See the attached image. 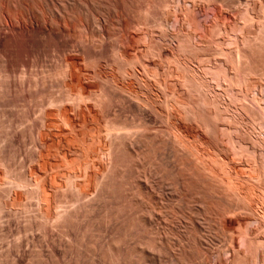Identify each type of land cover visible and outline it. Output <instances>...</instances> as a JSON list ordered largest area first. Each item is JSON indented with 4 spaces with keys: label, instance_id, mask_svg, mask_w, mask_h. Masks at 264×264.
I'll return each mask as SVG.
<instances>
[{
    "label": "rangeland",
    "instance_id": "obj_1",
    "mask_svg": "<svg viewBox=\"0 0 264 264\" xmlns=\"http://www.w3.org/2000/svg\"><path fill=\"white\" fill-rule=\"evenodd\" d=\"M107 3H108V5H107ZM123 3H124V6L126 5L125 7L123 6ZM234 3H236V4H234ZM111 4L112 5H110V2H108V1H106V3H104L105 8H106V6L107 7L109 6L108 9L104 8L105 15L107 14V16H104V17L108 18V19L104 18L105 23H106V24L104 23L106 26V28H105L106 33L105 34H107V33L108 34L106 35L107 38L105 39V41L107 40V42L104 41V44H105L104 45V57L101 61L102 62L101 63L102 74L100 75L101 77H99L101 79H99L98 77H95L96 75H94V73H93L94 71H92V69H94V68L91 69L90 65H92V64H88L89 63L88 60H86L85 62L82 60L80 62V65H82L83 68L86 66L85 64L88 65V67L86 66L88 69L90 68V71H88L89 76H90V77H88V79H89L88 83L91 84V85L90 84L89 85L92 88L90 87V93L91 94L89 95V98L91 99V95H92V99L94 100V103L91 102L92 105L90 106L89 102L93 101V100L89 99V101H88L89 104L87 103L89 109L87 111L83 110L82 112H84V113H81V111L75 110L77 113L75 112L73 117H72V115L74 113L73 111H71L68 114V117L67 116L64 117V115H62V114L60 115V113L59 114L52 113V114H48V115L46 114V117H45L44 116L45 113L43 114V112H45V111L42 112V111L38 110V108L41 109L40 108V105H41L40 102H42V101L38 102L39 100L34 99L35 100L34 101L33 99H31L30 95H33L31 93L35 92L34 88H33L34 90L32 89L31 93L29 92L30 93V94H28L29 97L26 94L25 99H23V98L21 99V96H19L17 98V95L14 96L15 94H12L11 96L5 95V93L3 92L4 90H2L3 87L1 85L3 79L0 76V80H1L0 81L1 82L0 83V98L6 96L5 98L0 99L1 100L0 101V112H1L0 116L2 117V118L0 117V126H1L0 127V130H1L0 131V136H1L0 143L2 141V143H1L2 145L0 144V155H4V156L6 155V156L4 158H3V156L2 157L0 156V157L3 159V160L1 159V161H4V159L7 157L6 161L9 162V163H2V164L0 162V166L3 164L5 165L4 167L3 166L0 167L1 168L0 169V197L2 196L1 199L5 200L4 202H6L8 204V207H7L8 209L7 210L5 209L6 211L5 210L2 211L3 215L0 212V217H1L0 218V264H188V263L189 264H235L236 262H237L236 264H242V263H240V261L243 262L244 259H246V261L243 262L244 264H263L264 263V253H263L264 252V237H263L264 235L262 233H264V229H263L264 228V224H263L264 219H262V218H264V208H263L264 207V204H263L264 198H262V197H264L263 196L264 195L263 194L264 193V183L259 184V182L262 183V180H260V179L264 178V172H263L264 171V166H263L264 158H262L264 156V149H263L264 146H261L262 141L264 142V139H263V137H264V123H262L264 121V117H263V115H264V111H263L264 110V103H263L264 102L263 101L264 100V96H263L264 95V85H262V83H264V76L261 75L264 72V68H263L264 67V36H263L264 35V0H186V1L180 0V2H179V0H161V1L160 0H115V2L113 1V2H111ZM119 4L121 5V8L119 7L120 6ZM164 4H166V5L164 6ZM104 5H103V7H104ZM114 5H116V7ZM129 5H130V8L129 7L127 8V6H129ZM147 5H149V6H147ZM176 6H177V8H176ZM193 7H194V10H193ZM112 10H114L113 12H115V13L118 12V13L115 14L112 12ZM119 10H120V12H119ZM128 10H130V11H128ZM165 10H166V12H165ZM174 10H175V12H174ZM122 11H123V13H122ZM126 11H127V13H126ZM140 12H142V16L139 17V14L141 15ZM166 13H167V15H166ZM175 13H177V14H175ZM194 13H196V14H194ZM117 14H119L118 15L119 17L115 16ZM197 14H198V16H197ZM136 15H138V16H136ZM175 16H177V18ZM115 17H116V20H114ZM140 18H142V19H140ZM106 19H107V21H106ZM118 19L120 22L118 21ZM143 20L147 23V25ZM117 21H118V23H117ZM125 21H127V22L125 23ZM140 21L141 22L143 21L142 22L143 24ZM129 22L131 25L129 24ZM137 22H139V23H137ZM126 24H127L128 28H125ZM163 25H165V26H163ZM161 26L164 29L161 28ZM172 26L173 27L175 26V27L173 28ZM145 27H147V28H145ZM134 28H136L137 30ZM91 29H92V31H94L95 26L91 27ZM123 29H127V31L123 30ZM134 30H136V31H134ZM136 32H138V33H136ZM165 32L167 35L165 34ZM121 33L122 34L124 33L126 35L129 34L128 37H125V39H126L124 42L125 44L123 43L124 45H122V46L126 45V48L123 47L125 52L122 54H124L125 56L124 55H122V56H124V57H122L119 53L117 54V52L113 53L114 45H116V44L118 45V43L122 44L121 43L122 41L118 42V40H120V38H121L120 37L121 35L119 36L118 34H121ZM110 36L112 37L113 40L111 39ZM138 36H140V37H138ZM143 36H145V37L143 38ZM78 37H79V33L75 32L74 38H75V41L78 42L77 43L79 46L78 48H80L81 43H80ZM116 38L117 39L119 38V39L117 40ZM114 39H116L117 41ZM109 40H111V42H109ZM146 40H147V42H146ZM149 41H151V42H149ZM110 43H111V45H109ZM135 43H137V44H135ZM138 45L140 47H138ZM143 45H145L146 47H144ZM88 46H89V48H88L89 51L92 50L93 52L94 51L97 52L94 49V47H92L90 45H88ZM112 47H113V49H112ZM191 47H193V48H191ZM160 48H162V49H160ZM179 49H181L183 52L180 51ZM52 50L53 49H51V51H50L48 48L46 50H41L40 53L35 51L36 56H34L35 54L33 51H29L31 53L30 54L29 52L26 53L23 51V49H21L18 51L19 53L21 51V54L18 53V55L20 56V58H22V59L24 58V59L23 60L20 58L16 59L18 57L17 56L15 58L16 61H15V59H13V61H15L16 63L15 62L13 63V61L11 62V63H13V65L15 64L17 66V68H15L16 67L15 65H14L15 67H13V65L11 63H10V68L12 67L13 70L17 69V71L15 70L14 73L17 72V73H15V75L16 74L18 75V78H17L18 80L24 76L23 75L21 77V75L23 74V73H21V70H24L26 66H27L26 67L27 71H25L26 74L28 71L31 74H32V71H35V74L37 73L39 76H41L40 74H41V72H43V71H39L41 69L46 70V71L44 70V75H47L48 73L55 72L58 68H60L59 65L61 64L62 56L59 54H56V55L53 54ZM78 50H80V49H78ZM128 50H129V52H128ZM44 51H50V52H48L49 55L47 52H46L47 54H45ZM80 51L82 52V50H80ZM80 51H79V53H81ZM190 51H191V53H190ZM196 51H197V55L195 53ZM23 52L25 54H23ZM42 52H44V53H42ZM93 52H90L89 56L94 57V59H95L97 55L93 56V54L94 55L96 54L95 52L94 53ZM37 53H38V55H37ZM41 53H42V56H46V55L50 56V53H52L53 56L59 55V56H61V58H59V56H58L59 59L55 56L54 57L51 56V59L48 60V57H42L43 60H44V58H46V60L43 61V63L46 62V65L42 64L43 65L42 66L41 64H39L38 66H40V69L38 67L39 70L37 69L38 70L37 71L35 64L33 65L32 63L36 60L37 56L41 55ZM128 53H130V54H128ZM149 53H151V55H150L151 57H148ZM180 53H181V55H180ZM81 54H83V53H81ZM147 54H148V56L146 57ZM152 54L154 55L155 59H154ZM155 55H157V57ZM33 56H34L35 60H34ZM83 56H80V57L83 58ZM118 56L120 57L119 59L117 58ZM26 58H28L27 62L24 61V60H26ZM84 58H85V56H84ZM113 58H115L116 60L118 59V62H120V63H121L122 58L125 59L122 61V64H123L122 67L123 68L121 67L120 63H116V64H119V66H117V65L115 66V59H113ZM126 58L129 59V61H127ZM149 58H151V59H149ZM91 59H93V58H91ZM104 59H106V60H104ZM142 59H144L143 62H142ZM17 60H19L18 62H20L19 63L20 66H19ZM29 60H30V62H28ZM107 60H109L110 63L109 62L107 63ZM130 60L132 63L134 62L133 65H130L131 64ZM132 60H135V61H132ZM125 61L129 62L130 64L129 63L127 64V62H125ZM139 61L142 63H140ZM123 62H125L126 64ZM184 62H186V63H184ZM22 63H24V64H22ZM25 63H26V65H25ZM180 63L182 65H180ZM200 63L202 64V66ZM109 64L111 65V67ZM21 65H22V67H21ZM24 65H25V67L23 68ZM32 66H34L33 69H32ZM92 67H93V65H92ZM119 67H121V68H119ZM131 67L132 68L134 67L133 68L134 70ZM55 68H57V69H55ZM87 68H86V70H88ZM129 68H130V70H129ZM146 68H148V69H146ZM136 69H138V71ZM186 69H187V71H186ZM205 69L207 71H205ZM182 70L184 73L182 72ZM208 70H210V72ZM146 71H149V72H146ZM191 71H193V72H191ZM132 72H134V73H132ZM136 72H137V75L135 74ZM19 73H20V75H19ZM117 73L120 76L117 75ZM123 73L126 75V76L124 75L126 78L123 76ZM140 73L142 76L140 75ZM215 73H217L219 75L215 76ZM33 74H34V72H33ZM145 74L146 75L148 74L147 75L148 78H147V76L145 77ZM132 75L136 76V78L139 77L142 81L139 78L136 79ZM192 75H193L194 79H193ZM19 76H20V78H19ZM130 76H132L131 79H130ZM188 76L190 77V80H192V81L188 80V78H189ZM199 76H201V77H199ZM221 76H223V77L226 76L225 78L227 79L228 82L225 80V78H223ZM261 76H263L262 79H261ZM26 77H28V74ZM105 77L107 78V80H105L106 79ZM122 77H124V78H122ZM152 77H153V79H152ZM159 77H160V79H158ZM97 78H98V80H97ZM154 78H156V80ZM124 79H126L127 82L128 81L129 82L127 83L126 80L124 81ZM201 79H203L202 82L200 81ZM237 79L239 82L237 81ZM110 80H112V81H110ZM113 80H115V82ZM137 80L138 81L140 80L139 81L140 83L142 82L141 85H143V84L145 85V86L143 85L144 89H146V87H147V89H146L147 91L143 90L142 87H140L141 89L139 88L140 83L138 84ZM151 80H152V82H151ZM172 80H173V82H172ZM183 80H186V81L184 82ZM196 80L200 81V84H199V82L197 83ZM217 80H218V82L216 83ZM91 81H93L94 83ZM149 81L151 82V84ZM164 81H166V82H164ZM136 82H137V84H136ZM229 82L234 87H232V85L229 84ZM125 83H127V84H125ZM202 83L204 84L203 86L205 89H203ZM205 83H207L206 85L208 87L205 85ZM225 83H226V85H224ZM227 83L231 88L227 85ZM237 83L239 85L241 84V86H239ZM243 83H245V85H243ZM114 84H115V86H114ZM174 84H175V86H173ZM181 84H183V86H181ZM246 84H247V86H246ZM252 84H254V85H252ZM103 85L106 88H109L108 89L109 92L106 88H104ZM187 86L189 87V89H191V91L188 89ZM193 86L196 87L197 90H196V88H193ZM248 86H249V89L245 90L248 88ZM255 86H257V87L255 88ZM115 87H117V88H115ZM120 87H121L123 92H124V90H126L124 92V95L122 94L123 92L121 93ZM183 87L184 88L186 87V88L184 89ZM199 87H201V89H203V90H201ZM53 88L49 89V91H53V92H50V94L55 93V97H56L57 96L56 93L57 94L59 93V91L57 90L58 87H57V85L56 86L54 85ZM250 89H251V91H250ZM111 90H113V91L111 92ZM169 90H171L172 92ZM198 90L201 92H199ZM223 90H225V91H223ZM226 90H228L227 94L224 93V92H226ZM27 91H30V89ZM46 91H48V89ZM46 91L44 92V94L45 93L47 94ZM49 91H48V93H49ZM188 91H189V93H188ZM105 92H107V94H105ZM118 92L121 93V95H123V97L121 95H119ZM170 92L172 93V95ZM1 93H2V95H1ZM101 93H104V94H101ZM198 93H200L202 96ZM205 93H206V95H205ZM234 93H237V95ZM238 93L241 95L239 96ZM246 93H248V94H246ZM95 94H97L98 96ZM125 94H127L129 96H131V94H132V96L134 98H132V96H131V97H129L130 98V100H129V98H127V96ZM166 94L168 95L167 97H166ZM188 94H191V96ZM192 94H194L193 95L194 97L192 96ZM214 94H216V95H214ZM93 95H95V96H93ZM109 95H110V98H108ZM163 95H165V96H163ZM204 95H205V97H204ZM227 95H229L228 98H227ZM231 95H233V96L230 97ZM96 96H97V99H96ZM135 96H137V97H135ZM58 97L60 99L61 95L58 94ZM152 97H153V99H155L154 101H153ZM164 97L167 100L164 99ZM203 97H204V99H203ZM235 97H237L236 100H238V98L243 97L242 99H239V100L243 101V103L241 101H239V102L237 101L238 103L236 104V101L233 100V98H235ZM253 97H254V99H253ZM34 98H39V97H34ZM45 98H46V96H45ZM106 98H107V101L105 100ZM123 98H125V99H123ZM174 98L176 101L174 100ZM200 98L203 102L200 100ZM217 98H219V99H217ZM249 98L252 99L253 101L249 100ZM3 99H5V100H3ZM40 99L41 100L43 99V104L46 103V100L44 98H40ZM100 99H103L104 102ZM210 99L213 101H211ZM215 99L218 102H216ZM229 99L232 100L233 103L235 102L234 103L235 105L232 102H229ZM246 99L248 100L249 105L247 103H245L247 101ZM25 100H27L26 102H28V103H25ZM95 100L98 102V103L96 102V106H94ZM98 100L101 101V103H99ZM113 100L115 101V103L113 102ZM170 100H171V102H170ZM36 101H37V103H35ZM102 102L104 104H102ZM121 102H124V104H122ZM141 102L144 104H142ZM146 102H147V104H146ZM156 102L158 104L160 103V105H156L157 104ZM175 102L177 104H174ZM105 103H107V104H105ZM166 103H167V105H165ZM193 103L195 104V106ZM214 103L217 104L218 107ZM224 103H226V104H224ZM35 104H36V106H35ZM100 104L102 106H100ZM108 104H109V106H108ZM110 104L113 107H111ZM127 104L129 106H127ZM242 104L244 105L243 107H242ZM250 104L251 105L256 104V105L251 106ZM257 104H259V105H257ZM104 105L105 106L107 105V107H109V110ZM134 105H135V107H134ZM146 105H148V106H146ZM161 105L164 106L166 108V110L164 107L161 108ZM168 105L172 108H169ZM68 106L72 107L73 104L71 103L69 105V103H68ZM99 106L103 110H101V108ZM103 106H104L105 110H104ZM141 106H143V107H141ZM179 106H182V107L179 108ZM188 106L192 109L193 112H191V110ZM191 106H194V107H191ZM208 106H211V108H209ZM240 106H241V108H240ZM249 106H251L250 107L251 109H249ZM14 107H16L18 109L14 108ZM118 107H119V109H118ZM200 107L201 108L206 107V108L205 109L202 108V110H201ZM228 107H229V109H228ZM235 107H237V109ZM238 107L240 108V110ZM244 107L246 108L247 111L248 110L249 111L248 112L246 111V113H245ZM22 108L23 109L25 108L26 110H23ZM32 108H34V109H32ZM214 108H216L217 111L214 110ZM224 108H225V110H224ZM131 109H132V111H131ZM145 109H146V111H145ZM154 109L158 113H156L154 111ZM170 109L172 111H170ZM241 109L244 111H242ZM253 109H255V110H253ZM21 110H22V112H20ZM27 110L29 111V113ZM106 110H108V111H106ZM127 110H128V112H127ZM129 110L131 111V113ZM174 110H175V112H174ZM203 110H205V111L203 112ZM220 110L222 111V114L224 116L222 114H220V112H221ZM252 110H253V113H252ZM114 111H116V112L114 113ZM184 111H186V112H184ZM39 112H41L42 114L41 113L39 114ZM250 112H251V114H249ZM154 113L156 115L158 114V116H155ZM159 113H160V115H159ZM169 113H171V114H169ZM202 113H204V114H202ZM224 113H226V115ZM3 114H4V116H3ZM114 114H115V116H114ZM214 114H215V116H213ZM228 114H229V116H228ZM51 115L53 116V118ZM22 116L26 119L21 118ZM77 116H79V117H77ZM161 116H163V117H161ZM216 116L218 118L221 116L219 118V119L222 118L220 120V123H219L218 118H216ZM259 116H260V118H259ZM14 117L15 118L17 117L15 122L13 120V119H15ZM43 117L48 118L47 120L44 119V122L47 121V123H45L46 126L42 124L43 119H41V118H43ZM170 117H171V119H170ZM207 117H209V119ZM4 118L7 121H5ZM34 118H36V119L34 120ZM108 118L110 120L111 119L112 120L110 121V120H108ZM185 118L187 119V121H185L186 120ZM27 119L28 120L30 119L31 122H30V120L28 121ZM57 119H59L58 122H57ZM256 119H257V122H256ZM10 120L12 121V124L9 122ZM199 120L200 121L203 120L204 122L202 121V123H204V124L199 122ZM212 120H213L214 127H213V125H211ZM252 120H254V121H252ZM260 120L262 121L261 123H260ZM48 121H50V122H48ZM115 121H116V123H115ZM119 121H121V122H119ZM123 121H125V122H123ZM140 121H141V123H140ZM110 122H112V123H110ZM255 122H256V124H255ZM106 123H108L109 125ZM206 123H207V125H206ZM258 123H260V125ZM5 124H6V126H5ZM63 124H64V126H63ZM105 124L108 126V128L105 127L106 126ZM116 124H118V125H116ZM141 124H142V126H141ZM143 124H145V125H143ZM252 125L255 127H253ZM31 126H32V128H31ZM35 126H36V128H35ZM42 126H44V128H46V129L42 128ZM118 126H120V128L122 126L121 130L116 129V128H119ZM216 126H217V128H216ZM85 127H86V129H85ZM130 127H132V128H130ZM251 127H252V129H251ZM9 128H11V129H9ZM66 128H68V129H66ZM220 128H222V129H220ZM257 128H258V130L255 131V129H257ZM3 129L5 131H3ZM123 129H125L126 131L125 130L123 131ZM128 129H130V130H128ZM32 130L34 132H32ZM119 130L121 133L123 132L122 134H124V132H125V135H122V134L118 135L120 133V132L118 133ZM212 130H213V133H212ZM222 130H224L223 132L225 134L222 133ZM236 130H237V132H236ZM251 130H253V131H251ZM106 131L107 132L109 131V132L106 133ZM181 131H183V133ZM230 131H233V133L230 134ZM246 131L248 132L249 136H248ZM257 131L261 133V136H259L260 133H258ZM126 132H131V135H130V133H128L129 135L126 137V135H127ZM256 132L259 135H257ZM7 133L9 135V136L7 135L8 137L5 135ZM32 133H34V135ZM116 133H118V134H116ZM226 133H228V134H226ZM41 134H42V136H41ZM145 134H147V135H145ZM179 134H180V137H179ZM213 134H215V136ZM39 135H40V137H39ZM105 135H107V137ZM182 135H184V136H182ZM221 135H223L224 137ZM228 135H229V137H228ZM254 135H257V136L254 137ZM3 136L5 138H2ZM32 136L34 139L32 138ZM131 136H132V138H131ZM22 137H23V139H22ZM119 137H120V140H119ZM128 137H130V138H128ZM225 137L229 138V139H231L233 137L235 139L232 138L233 140L231 139L229 141V139L226 140ZM140 138H142V140H140ZM181 138H183V139H181ZM251 138H253V139H251ZM3 139H4V141H3ZM39 139H40V141H39ZM123 139L128 144L124 143L122 141ZM130 139H132V140H130ZM171 139H172V141H171ZM177 139L182 144L178 145L176 142ZM217 139H218V141H217ZM107 140H109V142ZM128 140H130V141H128ZM143 140H144V142H143ZM145 140H146V142H145ZM190 140L193 143L190 142ZM219 140H220V142H219ZM255 140H256V143H255ZM5 141H7V142H5ZM8 141L10 144L8 143ZM100 141H101V143H99ZM182 141H184V143ZM227 141H228V143H227ZM253 141H254V143H253ZM257 141L260 144H258ZM119 142H121V143H119ZM129 142H130V144H129ZM185 142L188 144L186 145ZM37 143L40 145H38ZM7 144H9V145H7ZM111 144H112V146H111ZM126 144L128 147L126 146ZM131 144H132V146H131ZM220 144H222V145H220ZM253 144L254 145L258 144V145L253 146ZM42 145H45V146L43 147ZM188 145L190 146V148L188 147ZM233 145H236V146H233ZM262 145H264V143ZM237 146L238 147L241 146V147H239V148H241V151ZM244 146H245V148H244ZM4 147H5V149H4ZM103 147H105V148H103ZM108 147H109V150H108ZM176 147L178 150L176 149ZM181 147H183V148L181 149ZM184 147H186V148H184ZM230 147H233V150L235 151V153L233 152V150ZM102 148L104 149L103 150L104 152L102 151L103 153H101ZM206 148H207V150H206ZM242 148L244 149V151H242L243 150ZM257 148H260V149L257 150ZM236 149L237 150L239 149L238 153L236 152ZM245 149L248 153L245 151ZM2 150H4V151H2ZM12 150L14 151V153ZM60 150H62V151H60ZM81 150H82V152H80ZM133 150H135V151L133 152ZM176 150L178 151V153ZM254 150H255V152H253ZM92 151H93V153H92ZM186 151L191 152V153H188ZM195 151H197V153ZM34 152H36V153H34ZM67 152H68V154H67ZM89 152L91 154H89ZM106 152L108 153L107 156H106ZM2 153H5V154H2ZM64 153L67 154L66 157L63 156ZM111 153H112V155H111ZM136 153H139V156L141 158H139L137 156L138 154L136 155ZM185 153H187V154H185ZM249 153H252L253 155L249 154ZM31 154H33V156H31ZM35 154L36 155L38 154L39 156L38 155L35 156ZM97 154H99L100 157ZM216 154H218V155L216 156ZM236 154H239V155H237L238 158L236 157ZM260 154H261V156L262 155L263 156L261 157ZM187 155H188V157H187ZM190 155H192L191 158H190ZM76 156H78V157H76ZM199 156H200V158H199ZM207 156H208V159H207ZM239 156H241V157H239ZM246 156H248V157L246 158ZM34 157H35V159H34ZM36 157H37V160H36ZM204 157H206V158H204ZM9 158H11V160ZM186 158H188V159H186ZM202 158H204V159H202ZM45 159H46V161H47V159H49L50 162H52L53 167L50 165L47 166ZM135 159H136V162H135ZM195 159H198L199 161H197V160L195 161ZM211 159H212V161H210ZM35 160H36V162H35ZM63 160H65V161H63ZM236 160H237V162H236ZM90 161L93 162V164L90 163ZM228 161H229V163H228ZM181 162L182 163L184 162V163L181 164ZM188 162H191V163H188ZM248 162H250V163H248ZM55 163L58 164V166L57 165L54 166ZM69 163H73V166L72 165L66 166ZM87 163L88 164L90 163V164L87 165ZM134 163H135V165H134ZM185 163H187V164H185ZM199 163H201V164H199ZM214 163H215V165H214ZM224 163H225V165H224ZM260 163H262V164H260ZM11 164H12V166H11ZM218 164L219 165L221 164V165L219 166ZM8 165H10V167H12L11 168L12 170L10 168H8ZM191 165H193V166H191ZM202 165H205V166L207 165L206 166L207 168L205 166L203 167ZM255 165H256V167H254ZM226 166H227V168H226ZM66 167H68V168H66ZM87 167L89 169H92V170H89V172H88V170H86V169H88ZM182 167H184L183 168L184 170L182 169ZM212 167H214V168H212ZM221 167H222V170H220ZM38 168H39V170H41V173L39 176H41L43 174L41 176L43 178V180L41 181L40 180L41 177H39V176L38 177L33 176V181H32V177L30 178V175L32 176L31 172L34 171L33 169H38ZM185 168L186 169L189 168L188 172H186L187 170ZM204 168H206L208 171L212 170V171H209V172H212L211 175L209 172H205ZM71 169H72V171H71ZM202 169H204V170L202 171ZM224 169L225 170L227 169V171H225ZM241 169H243V171ZM246 169H248V170H246ZM98 170H99V172H98ZM181 170H183V172ZM189 170H191V171H189ZM198 170L201 171L200 174H199ZM217 170L221 171V174ZM223 170H224V172H223ZM9 171H13V172L12 173L10 172V175H9ZM26 171H28L27 172L28 176L25 173ZM29 171H31V172H29ZM83 171L84 172L86 171L87 173L85 172V174H84ZM214 171H215V173H214ZM54 172L58 173L59 175H57ZM61 172H62V174H61ZM79 172H81V174ZM180 172H181L182 176H181ZM204 172L206 173V175ZM19 173H21V174H19ZM52 173H54V174H52ZM55 174L57 177L56 180H54ZM11 175H13V176H11ZM199 175H201L202 178ZM217 175H218V177H217ZM227 175H229V176H227ZM231 175L233 176V178ZM25 176H26V179H25ZM62 176H63V178H62ZM75 176H76V178H75ZM204 176H205V178H204ZM215 176H216V178H215ZM16 177L18 179L20 177L21 178L24 177V178L23 179L20 178L18 180ZM34 177H35V180H34ZM36 177L38 178V180H36ZM78 177H80V178H78ZM28 178H30L32 182ZM68 178H69V180H67ZM203 178H204L205 182L200 181L201 179L203 180ZM210 178H212L213 180L211 179V181H210L209 180ZM217 178L220 179L219 180L220 182L217 181ZM14 179H16V180H14ZM44 179H46L48 181L49 189H48L47 193L45 194V196H42L41 190L39 191L40 194L38 193V190L40 189L38 186V183H39V180L41 182L46 181ZM86 179H88V181ZM97 179H99V180H97ZM21 180H22V182L23 181H25V182L22 183V182H20ZM26 180H28L29 183L26 182ZM206 180L208 181L207 182L208 185L214 186L215 189L211 186L208 187L206 185L207 184ZM222 180H224L226 184L223 183ZM228 180H230L232 183ZM249 180H250V182H249ZM34 181H36L37 185H35ZM37 181H38V183H37ZM52 181H53V183H52ZM246 181H248V182H246ZM87 182H88V184L86 185ZM96 182L99 184L97 185ZM228 182H229V185H228V188H226ZM19 183H22V184L20 185ZM66 183H67V185H66ZM81 183H82V186H81ZM83 183H85V184H83ZM183 183H185V184L183 185ZM217 183L222 184L221 186H224V188H226V190L222 187L224 189V191H223L221 189V187L218 186ZM235 183H237V184L235 185ZM76 184H77V186H76L77 188H75ZM95 184H96V186H95ZM109 184H111V186ZM239 184H240V186H239ZM16 185H18V186H16ZM198 185L200 186L199 188H197ZM14 186H16V187H14ZM66 186H67V188H66ZM112 186H114L115 189ZM191 186H193V187H191ZM216 186H217V188H216ZM249 186L251 187L250 189H248ZM252 186H254L253 187L254 189L252 188ZM108 187H111V189L110 188L108 189ZM188 187H189L190 191L188 190ZM64 188L67 190V192L64 191L65 190ZM78 188H80V190ZM104 188H107L106 190H108V191H106ZM202 188H203V190H202ZM195 189H196V191H195ZM210 189H213V190H210ZM219 189L221 190L220 192L218 191ZM257 189H259V190H257ZM186 190H188V191H186ZM193 190L195 191L196 194L193 193L194 192ZM216 190L219 193L216 194V192H217ZM234 190H237V191L235 192ZM252 190H254V192ZM36 191H37V194H35ZM200 191H201V194H200ZM211 191H214L216 196H215V194H212L213 192H211ZM240 191L242 194L240 193ZM251 191H252V195H251ZM261 191H263L262 192L263 195L261 194ZM9 192H10V196H8ZM57 192H59V193H57ZM223 192H225V193H223ZM233 192L235 193V195ZM247 192H249V193H247ZM65 193H67V194H65ZM79 193H80L81 197L79 196ZM81 193L83 195H81ZM111 193H114V194L116 193V195H114V194L111 195ZM230 193H231V195H230ZM33 194H35V195H33ZM210 194L212 195L213 198H211ZM226 194H227V196H226ZM237 194H240V195H238V197H237ZM256 194H258V195H256ZM37 195H41L42 200L45 199L44 197H46L45 201L44 200L42 201L43 205L40 202L41 200H39L40 196H37ZM62 196H65V198L68 200H65L64 197H63L64 198L63 199ZM74 196H76V197H74ZM194 196H198V197L196 199H194L195 198ZM217 196H219V197L217 198ZM240 196L241 197L245 196V198L242 197V198H244V199H242L244 201V203H243V201L240 200L241 199ZM246 196H248L249 199ZM3 197H4V199H3ZM7 197L9 198L8 199V202L10 201L9 203L7 202ZM239 197H240V199H239ZM230 198H231V200H230ZM237 198L240 200V202ZM257 198H258V200H257ZM1 199H0V201L2 202ZM233 199H235V200H233ZM69 200H72V201H69ZM209 200H211V201H209ZM216 200H219L222 205L225 204V206H228L229 209H230V205H231L230 211L231 212L233 211V212L226 214L228 212V209H226L227 207H225L227 212L223 213L224 210H221L222 214L226 215L225 218L222 215L220 217V215L218 213H213V212H216L217 210H220L221 206H222V205L221 206L218 205L220 208H216V206H215V205H217L216 202H218V204H219V201H216ZM245 200L246 201L248 200V202H246ZM64 201L65 202L67 201L68 203L69 202L70 203L67 204V202L64 203ZM14 202H16V203L14 204ZM17 202H18V205H17ZM227 202H228V204H227ZM241 202H242V205L244 204L242 207L246 208V206H248V208H246V210L249 209L248 212L244 208L243 209L241 208V211L238 210V208L240 209ZM10 203H12V204H10ZM233 203H234V206H233ZM247 203H249V205ZM209 204H211V205H209ZM245 204H247V205L245 206ZM38 205H39V207H38ZM59 205H62V206L60 207ZM16 206H18L19 208ZM43 206H44V208H42ZM249 206L252 209H250ZM48 207H49V209H48ZM54 207H55V209H54ZM57 207H60V209ZM212 207L216 208V210H213ZM223 207H224V205L222 206V209H224ZM232 207H236V208L238 207V208L232 209ZM15 208L18 209V211ZM24 208L26 211L24 210ZM209 208H211L213 212H211V210H209ZM119 209H120V211H119ZM41 210H43V211L41 212ZM242 210H244V211H242ZM250 210H252V211H250ZM7 211H8V213H7ZM49 211L50 212L53 211L54 214L56 213L55 214L56 216H59V214H60L62 216L61 219L64 217H66V218L62 219L63 221L61 220L59 222L60 224H58L56 219H53L54 217L56 218V216L52 212L50 213ZM72 211H73V216H72ZM74 211L77 212L78 214L75 213ZM249 211H250V213H249ZM253 211L255 212V214ZM256 211H257V213H256ZM68 212L69 213L71 212V214H69ZM221 212H219V213H221ZM251 212H253V213L251 214ZM49 213L52 216L54 215L53 217H51L52 218L51 220L48 217ZM248 213L251 216L252 215L255 216L256 218L253 216L252 217L249 216ZM38 214L41 216H39ZM75 214H77V219H76V217L74 218ZM230 214L233 216L231 217ZM246 214H248V216ZM257 214H258V216H257ZM46 215H47V217H45ZM215 215H217V216H215ZM229 215H230V217H229ZM240 215H242V216H240ZM42 216H43V219H42ZM192 216H193V218L195 217L196 219L194 218L195 220H193ZM71 217L73 219H71ZM187 217H189V219ZM215 217L220 218V219H216ZM222 217L224 218V220ZM227 217H228V219H227ZM28 218H30L31 222L29 221ZM46 218H48L49 220ZM67 218H69V219H67ZM41 219L44 221H42ZM142 219L144 221H142ZM27 220H28V222H26ZM34 220H35V222H34ZM64 220H66V221L68 220L69 222L66 223V221H64ZM74 221H75L76 225L74 224ZM253 221L256 222L255 225H253L254 224ZM257 221H258V223H257ZM41 222H44L45 224H43ZM27 223H28V226L32 224V226H30V227H33L32 229H30V227L27 226L30 229L29 230L27 228L28 231H27V229L25 230ZM220 223H221V226L219 225ZM36 224L39 225L38 229H36L37 228ZM70 224H71V226H70ZM250 224L253 227L251 229H250V227H251ZM54 225H56L57 227H55ZM245 225L248 228L247 230H250V232L246 230L247 232H249V234L247 232H245V230H243V232H242V229L246 228ZM51 226H53V228H51ZM63 226L64 227L67 226L66 227L67 229L64 228ZM69 226H70V228H69ZM144 226H146V227H144ZM71 227L72 228L74 227L73 230ZM54 228H56V229H54ZM62 228H64V229H62ZM197 228H198V230H197ZM221 228H223V230H225L227 233L225 231L223 232V230ZM239 228L241 229L240 231H239ZM61 229H62V231H61ZM44 230H45V233H44ZM54 230H56L57 233H55ZM57 230H59L61 232H59ZM186 230L190 233H188ZM65 231H67V235H66ZM259 231H261L262 233ZM63 232H64V234L62 235ZM69 232H72V233L69 234ZM197 232H201V233H197ZM232 232H233V234H232ZM224 233H226V234H224ZM245 233H247V235L250 236V238L247 235H246V237H247L246 238ZM183 234H185V236ZM190 234H192L193 236L192 235L190 236ZM68 235H69V237L66 238V236H68ZM230 235H231V237H230ZM243 235H244V239L247 240V241L245 240L246 243H243L244 241H242ZM72 236H74V237H72ZM192 237L194 239L195 238L196 239L193 240ZM200 237H201V239H200ZM68 238H69V240H68ZM202 238H204V239H202ZM71 239L73 240V243H70V242H72ZM77 240H79L78 243H77ZM164 240L166 242H164ZM253 241L255 243H253ZM68 242L70 245L68 244ZM79 242L80 243L82 242V243L80 244ZM193 242H194V245H193ZM199 242L203 243L202 245L205 248H200ZM204 242H205V244H204ZM206 242H207V244H206ZM240 242L242 244H240ZM249 243L252 245H250ZM260 243H263V245L262 244L260 245ZM15 244H19L18 245L19 249H18V246H16ZM150 244H152V245H150ZM153 244H154V246H153ZM167 244H168V246H167ZM180 244H182L183 246L181 245V247H180ZM244 244H247L248 247H247V245H244ZM254 244H255V246H254ZM91 245L94 246L92 250H91V248H92ZM202 245H201V247H203ZM151 246H153V248ZM170 246L171 247L173 246V247L171 249H169ZM88 247H90V248H88ZM110 247L111 248L115 247V248H113V251H112V249ZM184 247H185L186 251L184 250ZM246 247L248 249H250L249 251L251 253L249 251L247 252L248 249H246ZM255 247L257 249H255ZM78 248H79V250L77 251ZM178 248H179V250H177ZM154 249H156V250L154 251ZM195 249H199V250H195ZM200 249H202V250L204 249L205 251L204 250L202 251ZM209 249H211V250H209ZM191 250H192V253L190 252ZM244 250H246V251H244ZM148 251L149 252L151 251V252L149 253ZM152 252H153V255H152ZM159 252L161 253L160 255H158ZM246 252L248 253V255ZM256 252H257V254H256ZM181 253H183V254H181ZM184 253L186 255H184ZM197 254H198V256H197ZM205 255H206V258L208 259V261L210 258L209 262H207L206 258L203 257ZM210 255H211V257H210ZM141 256H142V258H141ZM145 256L148 258V259L146 258L147 260L145 258L143 259V257H145ZM239 256H241V257L239 258ZM178 257H181V258L179 259ZM253 257H255V258H253ZM183 260H184V262H183ZM186 262H188V263H186Z\"/></svg>",
    "mask_w": 264,
    "mask_h": 264
},
{
    "label": "bare ground",
    "instance_id": "obj_2",
    "mask_svg": "<svg viewBox=\"0 0 264 264\" xmlns=\"http://www.w3.org/2000/svg\"><path fill=\"white\" fill-rule=\"evenodd\" d=\"M106 1H108V2H110V5H112L111 4V2H115V0H0V76L2 77V90H4L3 92L5 93V95H8V96H11L12 94H15L14 96H16L17 95V98L19 97V96H21V99L23 98V99H25V96H26V94L28 95V94H30L31 93V91H32V89L35 91H33L34 93H31V94H33V95H30L31 96V99H36V100H39L38 102H40V101H42V102H40L41 103V105H40V108L41 109H39L38 108V110L39 111H45V112H43V114H44V116L46 117V114L48 115V114H52V113H56V114H59L60 113V115L62 114V115H64V117L65 116H67L68 117V114L71 112V111H73L74 113H73V115H72V117L74 116V114H75V112L78 110V111H81V113H84V112H82L83 110H88L89 109V107H88V105H87V103H88V101H89V95L91 94L90 93V83H88V77H90L89 76V73H88V71H90V68L88 69L87 67H88V65L87 64H85L86 66V68L88 69V70H86V68L84 69L83 67H82V65H80V62L83 60L84 62L86 61V60H88L89 61V63L88 64H92L93 65V67H92V65H90V67H91V69L92 68H94V69H92V71H94L93 73H94V75H96L95 77H101L100 75L102 74V71H101V61H102V59H103V57H104V41H105V39L107 38L106 37V35L108 34H105L106 32H105V28H106V26H105V20H104V18H107V17H104V16H107V14L105 15V11H104V8H105V5H104V3H106ZM161 1V0H160ZM186 1V0H185ZM179 2H180V0H179ZM126 3V2H125ZM161 3V2H160ZM164 3V2H163ZM195 3V2H194ZM197 3V2H196ZM162 4V3H161ZM233 4V3H232ZM234 4H236V3H234ZM103 5H104V7H103ZM107 5H108V3H107ZM118 5V4H117ZM120 5V4H119ZM128 5V4H127ZM166 4H164V6H165ZM115 7H116V5H114ZM123 6H124V3H123ZM126 6V5H125ZM124 6V7H125ZM147 6H149V5H147ZM194 6V5H193ZM120 8H121V5L119 6ZM130 8V5L129 6H127V8ZM184 7V6H183ZM196 7V6H195ZM109 8V6L107 7L106 6V8L105 9H108ZM112 8V7H111ZM167 8V7H166ZM176 8H177V6H176ZM180 8V7H179ZM131 10V9H130ZM130 10H128V11H130ZM176 10V9H175ZM175 10H174V12H175ZM178 10V9H177ZM184 10V9H183ZM193 10H194V7H193ZM111 11V10H110ZM114 10H112V12H113ZM116 11V10H115ZM109 12V11H108ZM111 12V13H112ZM119 12H120V10H119ZM146 12V11H145ZM144 12V13H145ZM165 12H166V10H165ZM113 13H115V12H113ZM112 13V14H113ZM116 13H118V12H116ZM115 13V14H116ZM122 13H123V11H122ZM126 13H127V11H126ZM141 13V15L139 14V17L140 16H142V12H140ZM147 13V12H146ZM145 13V14H146ZM197 13V12H196ZM196 13H194V14H196ZM175 14H177V13H175ZM114 15V14H113ZM119 14H117V15H115V16H118ZM149 15V14H148ZM166 15H167V13H166ZM165 15V16H166ZM122 16V15H121ZM136 16H138V15H136ZM197 16H198V14H197ZM119 17V16H118ZM123 17V16H122ZM176 18H177V16H175ZM124 18V17H123ZM167 18V17H166ZM108 19V18H107ZM107 19H106V21H107ZM140 19H142V18H140ZM139 19V20H140ZM111 20V19H110ZM114 20H116V17H115V19ZM121 20V19H120ZM167 20V19H166ZM177 20V19H176ZM118 21H119V19H118ZM118 21H117V23H118ZM131 21V20H130ZM144 21V20H143ZM142 21V22H143ZM170 21V20H169ZM109 22V21H108ZM107 22V23H108ZM120 22V21H119ZM122 22V21H121ZM127 21H125V23H126ZM141 22V21H140ZM141 22V23H142ZM145 22V21H144ZM105 23V24H104ZM115 23V22H114ZM137 23H139V22H137ZM146 23V22H145ZM95 24V25H94ZM120 24V23H119ZM129 24H130V22H129ZM143 24V23H142ZM168 24V23H167ZM93 25V26H92ZM131 25V24H130ZM141 25V24H140ZM145 25V24H144ZM146 25H147V23H146ZM162 25V24H161ZM95 26V30L94 31H92V29H91V27H94ZM135 26V25H134ZM138 26V25H137ZM163 26H165V25H163ZM139 27V26H138ZM173 27V26H172ZM175 27V26H174ZM173 27V28H174ZM125 28H128V26H127V24H126V27ZM141 28V27H140ZM145 28H147V27H145ZM149 28V27H148ZM161 28H163L162 26H161ZM134 29H136V28H134ZM143 29V28H142ZM141 29V30H142ZM164 29V28H163ZM123 30H126L127 31V29H123ZM129 30V29H128ZM131 30V29H130ZM137 30V29H136ZM136 30H134V31H136ZM140 30V31H141ZM139 31V30H138ZM165 31V30H164ZM75 32H78L79 33V37H78V39H79V41H80V43H81V45H80V48H78L79 46H78V42L77 41H75V38H74V33ZM122 32V31H121ZM129 32V31H128ZM133 32V31H132ZM120 33V32H119ZM127 33V32H126ZM136 33H138V32H136ZM141 33V32H140ZM139 33V34H140ZM145 33V32H144ZM150 33V32H149ZM151 34V33H150ZM165 34H166V32H165ZM121 38H120V40H118L117 38V40H118V42L119 41H122L121 43L122 44H119L118 42V45L116 44V45H114V49H113V47H112V49L114 50L113 51V53L114 52H117V54L119 53L121 56L122 55H124V54H122V53H124L125 51H124V48L123 47H125L126 48V45L125 46H122V45H124L125 43V37H128V35H126V34H118ZM167 35V34H166ZM109 36V35H108ZM264 36V35H263ZM111 37V36H110ZM118 37V36H117ZM134 37V36H133ZM138 37H140V36H138ZM137 37V38H138ZM145 36H143V38H144ZM142 38V39H143ZM109 39V38H108ZM111 39H112V37H111ZM116 39H114V40H116ZM136 39V38H135ZM151 39V38H150ZM164 39V38H163ZM113 40V39H112ZM116 40V41H117ZM152 40V39H151ZM167 40V39H166ZM128 41V40H127ZM130 41V40H129ZM144 41V40H143ZM105 42H107V40L105 41ZM109 42H111V40H109ZM114 42V41H113ZM112 42V43H113ZM135 42V41H134ZM141 42V41H140ZM146 42H147V40H146ZM149 42H151V41H149ZM124 43V44H123ZM143 43V42H142ZM167 43V42H166ZM180 43V42H179ZM178 43V44H179ZM127 44V43H126ZM135 44H137V43H135ZM141 44V43H140ZM151 44V43H150ZM181 44V43H180ZM88 45H90V46H92V47H94V49L98 52H95L96 54L94 55L93 54V56H96V58L94 59V57H91V56H89L90 55V52H93L92 50H90L89 51V46ZM109 45H111V43L109 44ZM146 45V44H145ZM145 45H143L144 47H146ZM152 45V44H151ZM150 45V46H151ZM169 45V44H168ZM134 46V45H133ZM156 46V45H155ZM179 46V45H178ZM181 46V45H180ZM138 47H140L139 45H138ZM162 47V46H161ZM49 48V50L51 51V49H53L52 51H53V54H59V55H61L62 56V61H61V64L59 65L60 66V68H55V69H57L55 72H52V73H48L47 75H44V70L43 69H41V70H39L40 69V66H38L39 64H43V65H46V62H44L43 63V61L44 60H46V58H44V60H43V58L42 57H48V60L49 59H51V56L52 57H54L53 56V54L52 53H50V56H42V53H44L45 52V54H47L48 52H50V51H44V52H42L41 53V57L40 56H37V58H36V60H35V58H34V56H36V54H35V51L36 52H41V50H46V49H48ZM107 48V47H106ZM148 48V47H147ZM158 48V47H157ZM183 48V47H182ZM191 48H193V47H191ZM21 49H23V51L24 52H29V51H33L34 52V56H33V58H34V62L32 63L33 65L35 64V67H36V70L38 69V67H39V71H43V72H41V76H39L37 73L35 74V71H32V74L28 71L27 72V74H28V77H26L27 76V74H26V72L25 71H27V66L25 67V65H26V63H25V65L23 66V68L25 67V69L24 70H21V73H23L22 75H21V79H17L18 78V75L16 76L15 75V73H17V72H15L14 73V71L16 70L17 71V69H15V70H13V68L11 67L10 68V63L13 61V59H15L17 56V58L16 59H18V58H20V56L18 55V51L19 50H21ZM78 49H80V50H82V52L80 51V50H78ZM111 49V50H112ZM152 49V48H151ZM160 49H162V48H160ZM108 50V49H107ZM136 50V49H135ZM142 50V49H141ZM148 50V49H147ZM180 51H182L181 49H179ZM178 50V51H179ZM193 50V49H192ZM79 51L81 52V53H83V54H81V53H79ZM154 51V50H153ZM152 51V52H153ZM157 51V50H156ZM23 52V54H25ZM47 52V53H46ZM93 52V53H94ZM128 52H129V50H128ZM146 52V51H145ZM151 52V53H152ZM160 52V51H159ZM183 52V51H182ZM30 53V52H29ZM112 53V54H113ZM148 53V52H147ZM151 53H149V56H148V54L146 55V57L148 56V57H151L150 55H151ZM154 53V52H153ZM156 53V52H155ZM190 53H191V51H190ZM196 53V55H197V51L195 52ZM19 54H21V51H20V53ZM31 54V53H30ZM52 54V55H51ZM80 56H85V58H84V56H83V58L82 57H80ZM110 54V53H109ZM128 54H130V53H128ZM134 54V53H133ZM161 54V53H160ZM159 54V55H160ZM173 54V53H172ZM179 54V53H178ZM37 55H38V53H37ZM44 55V54H43ZM48 55H49V53H48ZM58 55V56H59ZM119 55V56H120ZM153 55V54H152ZM180 55H181V53H180ZM195 55V54H194ZM193 55V56H194ZM58 56H55V57H57L58 58ZM61 56H59V58H61ZM114 56V55H113ZM116 56V55H115ZM117 57L118 59L120 58V57ZM125 56V55H124ZM124 56H122V57H124ZM156 57H157V55H155ZM176 56V55H175ZM179 56V55H178ZM192 56V55H191ZM50 57V58H49ZM143 57V56H142ZM145 57V58H146ZM153 57H154V55H153ZM174 57V56H173ZM195 57V56H194ZM193 57V58H194ZM58 58V59H59ZM91 58H93V59H91ZM106 58V57H105ZM116 58V57H115ZM115 58H113V59H115ZM136 58V57H135ZM177 58V57H176ZM182 58V57H181ZM16 59H15V61H16ZM20 59H22V58H20ZM24 59V58H23ZM22 59V60H23ZM27 59L28 58H26V60H24V61H26L27 62ZM112 59V58H111ZM118 59L116 60L115 59V66L117 65V66H119V64H116V63H120V62H118ZM139 59V58H138ZM147 59V58H146ZM145 59V60H146ZM149 59H151V58H149ZM154 59H155V57H154ZM180 59V58H179ZM104 60H106V59H104ZM103 60V61H104ZM121 60V59H120ZM123 60H125V59H123L122 58V60H121V67H122V61ZM126 60L127 61H129V59H127L126 58ZM140 60V59H139ZM143 60L144 59H142V62H143ZM153 60V59H152ZM174 60V59H173ZM177 60V59H176ZM15 61H13V63L15 62ZM19 60H17V62H18ZM21 61V60H20ZM33 61V60H32ZM87 61V62H88ZM117 61V62H116ZM127 61H125V62H127ZM132 61H135V60H132ZM175 61V60H174ZM200 61V60H199ZM198 61V62H199ZM23 62V61H22ZM28 62H30V60L28 61ZM109 62V60H107V63ZM125 62H123V63H125ZM130 62H131V60H130ZM140 62V61H139ZM142 62H140V63H142ZM149 62V61H148ZM13 63H11L12 65H13ZM16 63V62H15ZM20 62H18V64H19ZM106 63V64H107ZM110 63V62H109ZM129 62H127V64H128ZM134 63V62H133ZM133 63L131 62V64L130 65H133ZM171 63V62H170ZM184 63H186V62H184ZM17 64V65H18ZM22 64H24V63H22ZM114 64V63H113ZM126 64V63H125ZM124 64V65H125ZM201 64V63H200ZM11 65V66H12ZM15 65V64H14ZM13 65V67H15ZM42 65V66H43ZM110 65V64H109ZM129 65V66H130ZM139 65V64H138ZM143 65V64H142ZM141 65V66H142ZM148 65V64H147ZM172 65V64H171ZM179 65V64H178ZM180 65H182L181 63H180ZM19 66H20V64H19ZM18 66V67H19ZM58 66V67H59ZM113 66V65H112ZM128 66V65H127ZM177 66V65H176ZM201 66H202V64H201ZM21 67H22V65H21ZM20 67V68H21ZM46 67V66H45ZM108 67V66H107ZM110 67H111V65H110ZM121 67H119V68H121ZM125 67V66H124ZM136 67V66H135ZM139 67V66H138ZM145 67V66H144ZM178 67V66H177ZM189 67V66H188ZM15 68H17V66L15 67ZM22 68V69H23ZM34 68V66H32V69ZM123 68V67H122ZM127 68V67H126ZM132 68V67H131ZM134 68V67H133ZM132 68V69H133ZM142 68V67H141ZM140 68V69H141ZM170 68V67H169ZM181 68V67H180ZM264 68V67H263ZM110 69V68H109ZM146 69H148V68H146ZM37 70V71H38ZM112 70V69H111ZM119 70V69H118ZM129 70H130V68H129ZM134 70V69H133ZM137 71H138V69H136ZM172 70V69H171ZM179 70V69H178ZM263 70V69H262ZM31 71V70H30ZM46 71V70H45ZM53 71V70H52ZM122 71V70H121ZM124 71V70H123ZM126 71V70H125ZM186 71H187V69H186ZM205 71H207L206 69H205ZM209 72H210V70H208ZM33 72H34V74H33ZM105 72V71H104ZM110 72V71H109ZM130 72V71H129ZM146 72H149V71H146ZM182 72H183V70H182ZM189 72V71H188ZM187 72V73H188ZM191 72H193V71H191ZM197 72V71H196ZM212 72V71H211ZM262 72V71H261ZM120 73V72H119ZM132 73H134V72H132ZM184 73V72H183ZM186 73V72H185ZM30 74V75H29ZM136 75H137V72L135 73ZM150 74V73H149ZM198 74V73H197ZM19 75H20V73H19ZM26 75V76H25ZM117 75H119L118 73H117ZM125 74L123 73V76H124ZM129 75V74H128ZM140 75H141V73H140ZM148 75V74H147ZM146 74H145V77L147 76ZM199 75V74H198ZM216 75H219V74H217V73H215V76ZM261 75H263L264 76V72H263V74H261ZM16 76V77H15ZM93 76V75H92ZM107 76V75H106ZM120 76V75H119ZM122 76V75H121ZM126 76V75H125ZM124 76V77H125ZM132 76H134V75H132ZM132 76H130V79H131V77ZM142 76V75H141ZM157 76V75H156ZM155 76V77H156ZM214 76V77H215ZM263 76H261V79L263 78ZM124 77H122V78H124ZM128 77V76H127ZM135 78H136V76H134ZM189 77V76H188ZM192 77H193V75H192ZM199 77H201V76H199ZM218 77V76H217ZM216 77V78H217ZM221 77H223V76H221ZM226 76H224L223 78H225ZM19 78H20V76H19ZM98 78H97V80H98ZM106 78V77H105ZM113 78V77H112ZM121 78V77H120ZM126 78V77H125ZM137 78H139V77H137ZM136 78V79H137ZM147 78H148V76H147ZM146 78V79H147ZM196 78V77H195ZM99 79H101V78H99ZM111 79V78H110ZM116 79V78H115ZM118 79V78H117ZM129 79V80H130ZM140 79V78H139ZM152 79H153V77H152ZM155 80H156V78H154ZM158 79H160V77L158 78ZM163 79V78H162ZM186 79V78H185ZM192 79V78H191ZM193 79H194V77H193ZM220 79V78H219ZM232 79V78H231ZM105 80H107V78L105 79ZM109 80V79H108ZM126 79H124V81H125ZM141 80V79H140ZM139 80V81H140ZM188 80H190V77L188 78ZM199 80V79H198ZM202 80L203 79H201L200 81L202 82ZM216 80V79H215ZM223 80V79H222ZM225 80L227 81V79L225 78ZM1 81V80H0ZM110 81H112V80H110ZM114 82H115V80H113ZM138 80H137V82H138V84L140 83ZM142 81V80H141ZM148 81V80H147ZM184 82L186 81V80H183ZM190 81H192V80H190ZM197 81V80H196ZM200 81H197V83L199 82V84H200ZM232 81V80H231ZM237 81H238V79H237ZM258 81V80H257ZM91 82H93V81H91ZM98 82V81H97ZM102 82V81H101ZM126 82H127V80H126ZM129 82V81H128ZM127 82V83H128ZM137 82H136V84H137ZM150 82V81H149ZM151 82H152V80H151ZM151 82H150V84H151ZM164 82H166V81H164ZM169 82V81H168ZM172 82H173V80H172ZM188 82V81H187ZM213 82V81H212ZM215 82V81H214ZM218 82V80L216 81V83ZM228 82V81H227ZM236 82V81H235ZM234 82V83H235ZM239 82V81H238ZM262 82V81H261ZM1 83V82H0ZM88 83V84H87ZM94 83V82H93ZM92 83V84H93ZM96 83V82H95ZM112 83V82H111ZM127 83H125V84H127ZM142 83V82H141ZM141 83H140V85H141ZM154 83V82H153ZM183 83V82H182ZM193 83V82H192ZM191 83V84H192ZM195 83V82H194ZM196 83V84H197ZM253 83V82H252ZM256 83V82H255ZM259 83V82H258ZM90 84V85H89ZM104 84V83H103ZM190 84V83H189ZM207 83H205V85H206ZM214 84V83H213ZM229 84H231L230 82H229ZM238 84V83H237ZM248 84V83H247ZM247 84H246V86H247ZM251 84V83H250ZM56 86L57 85V87L59 88H57V90L59 91V95H61V97H60V99H59V97H58V94L56 93V97H55V93L54 94H50V92H53V91H49V89H51V88H53V86ZM139 85V88L140 87H142V89L143 90H145V91H147L146 89H147V87H146V89H144L143 88V85H141L140 86ZM158 85V84H157ZM163 85V84H162ZM166 85V84H165ZM164 85V86H165ZM172 85V84H171ZM188 85V84H187ZM194 85V84H193ZM204 84L202 83V86H203ZM220 85V84H219ZM224 85H226V83L224 84ZM227 85H228V83H227ZM232 85V84H231ZM239 85V84H238ZM243 85H245V83H243ZM252 85H254V84H252ZM251 85V86H252ZM262 85H264V83H262ZM104 86V85H103ZM111 86V85H110ZM113 86V85H112ZM114 86H115V84H114ZM113 86V87H114ZM145 86V85H144ZM173 86H175V84L173 85ZM181 86H183V84H181ZM185 86V85H184ZM200 86V85H199ZM207 86V85H206ZM210 86V85H209ZM229 86V85H228ZM239 86H241V84L239 85ZM153 87V86H152ZM188 87V86H187ZM208 87V86H207ZM230 87V86H229ZM232 87H234L233 85H232ZM257 86H255V88H256ZM55 88V87H54ZM53 88V89H54ZM92 88V87H91ZM94 88V87H93ZM104 88H106L105 86H104ZM115 88H117V87H115ZM119 88V87H118ZM163 88V87H162ZM170 88V87H169ZM173 88V87H172ZM184 88V87H183ZM186 88V87H185ZM184 88V89H185ZM193 88H196V87H194L193 86ZM200 89H201V87H199ZM215 88V87H214ZM231 88V87H230ZM251 88V87H250ZM30 89V91H27V90H29ZM48 89V91H49V93H48V91H46ZM103 89V88H102ZM107 90L109 89V88H106ZM120 89H121V87H120ZM119 89V90H120ZM129 89V88H128ZM127 89V90H128ZM141 89V88H140ZM152 89V88H151ZM179 89V88H178ZM188 89H189V87H188ZM203 89H205L204 88V86H203ZM203 89H201V90H203ZM240 89V88H239ZM242 89V88H241ZM249 89V86H248V88L247 89H245V90H248ZM1 90V91H2ZM105 90V89H104ZM142 90V91H143ZM167 90V89H166ZM190 91H191V89H189ZM196 90H197V88H196ZM211 90V89H210ZM221 90V89H220ZM232 90V89H231ZM230 90V91H231ZM263 90V89H262ZM261 90V91H262ZM47 92V94L45 93L44 94V92ZM56 91V90H55ZM102 91V90H101ZM106 91V90H105ZM113 90H111V92H112ZM121 91V93L123 92L122 91V89L120 90ZM126 90H124V92H125ZM141 91V92H142ZM152 91V90H151ZM150 91V92H151ZM160 91V90H159ZM165 91V90H164ZM169 91H171V90H169ZM199 91V90H198ZM197 91V92H198ZM206 91V90H205ZM223 91H225V90H223ZM227 91L228 90H226V92H224V93H226L227 94ZM240 91V90H239ZM250 91H251V89H250ZM2 92V93H3ZM28 92V93H27ZM30 92V93H29ZM96 92V91H95ZM94 92V93H95ZM99 92V91H98ZM103 92V91H102ZM108 92H109V90H108ZM124 92L122 93L123 95H124ZM172 92V91H171ZM170 92V93H171ZM196 92V91H195ZM199 92H201V91H199ZM204 92V91H203ZM221 92V91H220ZM2 93H1V95H2ZM114 93V92H113ZM119 93V92H118ZM121 93H119V95H121ZM134 93V92H133ZM149 93V92H148ZM147 93V94H148ZM160 93V92H159ZM164 93V92H163ZM188 93H189V91H188ZM207 93V92H206ZM206 93H205V95H206ZM241 93V92H240ZM249 93V92H248ZM248 93H246V94H248ZM101 94H104V93H101ZM105 94H107V92H105ZM130 94V93H129ZM144 94V93H143ZM198 94H200V93H198ZM221 94V93H220ZM234 94H236L237 95V93H234ZM239 94V93H238ZM255 94V93H254ZM4 95V94H3ZM4 95V96H5ZM95 95H97V94H95ZM95 95H93V96H95ZM117 95V94H116ZM115 95V96H116ZM123 95H121L122 97H123ZM126 96H127V98H129V97H131L132 96V94H131V96H129V95H127V94H125ZM138 95V94H137ZM149 95V94H148ZM171 95H172V93H171ZM182 95V94H181ZM180 95V96H181ZM188 95H190L191 96V94H188ZM194 94H192V96H193ZM197 95V94H196ZM195 95V96H196ZM201 95V94H200ZM205 95H204V97H205ZM214 95H216V94H214ZM230 95V94H229ZM229 95H227V98H228V96ZM241 94H239V96H240ZM244 95V94H243ZM262 95V94H261ZM45 96H46V98H45ZM98 96V95H97ZM97 96H96V99H97ZM100 96V95H99ZM140 96V95H139ZM152 96V95H151ZM163 96H165V95H163ZM168 95L166 94V97H167ZM176 96V95H175ZM174 96V97H175ZM184 96V95H183ZM202 96V95H201ZM233 95H231L230 97H232ZM235 96V95H234ZM246 96V95H245ZM264 96V95H263ZM6 97V96H5ZM5 97H2V98H5ZM28 97H29V95H28ZM33 97V98H32ZM34 97H39V98H34ZM58 97V98H57ZM135 97H137V96H135ZM145 97V96H144ZM194 97V96H193ZM204 97H203V99H204ZM238 97V96H237ZM237 97H235V98H233V100H235L236 101V104L239 102V101H241V100H239V99H242V98H238V100H236L237 99ZM247 97V96H246ZM245 97V98H246ZM2 98H0V99H2ZM40 98H44L45 100H46V103H44L43 104V99L41 100ZM95 98V97H94ZM102 98V97H101ZM108 98H110V95H109V97ZM113 98V97H112ZM115 98V97H114ZM118 98V97H117ZM116 98V99H117ZM120 98V97H119ZM132 98H134L133 96H132ZM143 98V97H142ZM176 98V97H175ZM175 98H174V100H175ZM263 98V97H262ZM261 98V99H262ZM27 99V98H26ZM29 99V98H28ZM30 99V100H31ZM99 99V98H98ZM123 99H125V98H123ZM136 99V98H135ZM148 99V98H147ZM152 99H153V97H152ZM164 99H166L165 97H164ZM170 99V98H169ZM208 99V98H207ZM212 99V98H211ZM210 99V100H211ZM217 99H219V98H217ZM221 99V98H220ZM253 99H254V97H253ZM258 99V98H257ZM260 99V100H261ZM3 100H5V99H3ZM90 100H93L92 99V95H91V99ZM100 100H102L103 101V99H100ZM106 101H107V98L105 99ZM129 100H130V98H129ZM139 100V99H138ZM137 100V101H138ZM141 100V99H140ZM143 100V99H142ZM145 100V99H144ZM155 99H153V101H154ZM157 100V99H156ZM167 100V99H166ZM173 100V99H172ZM180 100V99H179ZM178 100V101H179ZM191 100V99H190ZM200 100H201V98H200ZM225 100V99H224ZM244 100V99H243ZM247 100V99H246ZM249 100H252V99H250L249 98ZM256 100V99H255ZM1 101V100H0ZM27 100H25V103H28V102H26ZM29 101V100H28ZM35 101V100H34ZM99 101V100H98ZM109 101V100H108ZM112 101V100H111ZM117 101V100H116ZM127 101V100H126ZM134 101V100H133ZM136 101V102H137ZM165 101V100H164ZM176 101V100H175ZM181 101V100H180ZM202 101V100H201ZM211 101H213V100H211ZM215 101H216V99H215ZM222 101V100H221ZM238 101V102H237ZM253 101V100H252ZM258 101V100H257ZM264 101V100H263ZM3 102V101H2ZM15 102V101H14ZM33 102V101H32ZM91 102H93L94 103V100L93 101H90L89 103H90V106L92 105L91 104ZM96 100H95V105L94 106H96ZM104 102V101H103ZM102 102V104H104ZM113 102L115 103V101L113 100ZM112 102V103H113ZM119 102V101H118ZM117 102V103H118ZM143 102V101H142ZM141 102V103H142ZM145 102V101H144ZM161 102V101H160ZM167 102V101H166ZM170 102H171V100H170ZM203 102V101H202ZM216 102H218V101H216ZM229 102H232V100H230L229 99ZM242 103H243V101H241ZM24 103V104H25ZM30 103V102H29ZM35 103H37V101L35 102ZM39 103V104H40ZM68 103H69V105L72 103L73 104V106L71 107H69L68 106ZM88 103V104H89ZM98 103V102H97ZM99 103H101V101H99ZM113 103V104H114ZM120 103V102H119ZM122 104H124V102H121ZM133 103V102H132ZM135 103V102H134ZM155 103V102H154ZM157 103V102H156ZM163 103V102H162ZM165 103V102H164ZM190 103V102H189ZM201 103V102H200ZM222 103V102H221ZM233 103V102H232ZM235 103V102H234ZM233 103V104H234ZM245 103H249L248 102V100L245 102ZM264 103V102H263ZM3 104V103H2ZM1 104V105H2ZM31 104V103H30ZM33 104V103H32ZM105 104H107V103H105ZM121 104V105H122ZM131 104V103H130ZM142 104H144V103H142ZM146 104H147V102H146ZM169 104V103H168ZM174 104H177L176 102L174 103ZM180 104V103H179ZM194 104V103H193ZM198 104V103H197ZM202 104V103H201ZM204 104V103H203ZM215 104V103H214ZM219 104V103H218ZM223 104V103H222ZM224 104H226V103H224ZM240 104V103H239ZM238 104V105H239ZM99 105V104H98ZM111 105V104H110ZM151 105V104H150ZM149 105V106H150ZM153 105V104H152ZM156 105H160V103L158 104H156ZM164 105V104H163ZM165 105H167V103L165 104ZM171 105V104H170ZM215 105H217V104H215ZM214 105V106H215ZM220 105V104H219ZM235 105V104H234ZM249 105V104H248ZM251 105V104H250ZM253 105V104H252ZM251 105V106H252ZM256 105V104H255ZM255 105H253V106H255ZM257 105H259V104H257ZM17 106V105H16ZM24 106V105H23ZM35 106H36V104H35ZM38 106V105H37ZM100 106H102L101 104H100ZM99 106V107H100ZM105 106V105H104ZM104 106H103V108H104ZM108 106H109V104H108ZM127 106H129L128 104H127ZM132 106V105H131ZM139 106V105H138ZM146 106H148V105H146ZM172 106V105H171ZM194 106H195V104H194ZM194 106H191V107H194ZM200 106V105H199ZM198 106V107H199ZM204 106V105H203ZM207 106V105H206ZM232 106V105H231ZM244 105L242 104V107H243ZM251 106H249V109H251L250 107ZM98 107V106H97ZM106 108H108V110H109V107H107V105L105 106ZM111 107H113L112 105H111ZM110 107V108H111ZM126 107V106H125ZM134 107H135V105H134ZM141 107H143V106H141ZM145 107V106H144ZM151 107V106H150ZM149 107V108H150ZM164 106H162L161 105V108H163ZM168 107L169 108H172V107H170L169 105H168ZM177 107V106H176ZM180 107H182V106H179V108ZM185 107V106H184ZM187 107V106H186ZM189 107V106H188ZM209 108H211V106H208ZM213 107V106H212ZM216 107V106H215ZM217 107H218V105H217ZM234 107V106H233ZM247 107V106H246ZM257 107V106H256ZM14 108H16V107H14ZM20 108V107H19ZM27 108V107H26ZM29 108V107H28ZM91 108V107H90ZM95 108V107H94ZM101 108V107H100ZM140 108V107H139ZM148 108V107H147ZM153 108V107H152ZM151 108V109H152ZM165 108V107H164ZM190 108V107H189ZM201 108V107H200ZM203 108V107H202ZM202 108H201V110H202ZM206 108V107H205ZM205 108H203V109H205ZM236 109H237V107H235ZM239 108V107H238ZM240 108H241V106H240ZM240 108H239V110H240ZM8 109V108H7ZM16 109H18V108H16ZM23 109V108H22ZM32 109H34V108H32ZM118 109H119V107H118ZM135 109V108H134ZM183 109V108H182ZM185 109V108H184ZM196 109V108H195ZM218 109V108H217ZM220 109V108H219ZM228 109H229V107H228ZM231 109V108H230ZM244 109H245V113H246V108L244 107ZM3 110V109H2ZM23 110H26L25 108L23 109ZM29 110V109H28ZM27 110V111H28ZM76 110V111H75ZM97 110V109H96ZM101 110H103L102 108H101ZM104 110H105V108H104ZM108 110H106V111H108ZM112 110V109H111ZM116 110V109H115ZM126 110V109H125ZM139 110V109H138ZM137 110V111H138ZM148 110V109H147ZM165 110H166V108H165ZM169 110V109H168ZM176 110V109H175ZM175 110H174V112H175ZM187 110V109H186ZM190 110H191V112H193L192 111V109L190 108ZM189 110V111H190ZM199 110V109H198ZM214 110H216V108H214ZM224 110H225V108H224ZM223 110V111H224ZM242 110V109H241ZM253 110H255V109H253ZM253 110H252V113H253ZM11 111V110H10ZM14 111V110H13ZM99 111V110H98ZM117 111V110H116ZM116 111H114V113L116 112ZM130 111V110H129ZM131 111H132V109H131ZM131 111H130V113H131ZM140 111V110H139ZM145 111H146V109H145ZM154 111H155V109H154ZM158 111V110H157ZM170 111H172L171 109H170ZM180 111V110H179ZM200 111V110H199ZM205 110H203V112H204ZM211 111V110H210ZM217 111V110H216ZM221 111V110H220ZM242 111H244V110H242ZM249 111V110H248ZM247 111V112H248ZM264 111V110H263ZM20 112H22V110L20 111ZM26 112V111H25ZM31 112V111H30ZM37 112V111H36ZM110 112V111H109ZM127 112H128V110H127ZM156 112V111H155ZM184 112H186V111H184ZM202 112V111H201ZM225 112V111H224ZM239 112V111H238ZM260 112V111H259ZM1 113V112H0ZM3 113V112H2ZM7 113V112H6ZM28 113H29V111H28ZM33 113V112H32ZM41 112H39V114H40ZM77 113V112H76ZM135 113V112H134ZM156 113H158V112H156ZM188 113V112H187ZM214 113V112H213ZM216 113V112H215ZM227 113V112H226ZM226 113H224L225 115H226ZM237 113V112H236ZM240 113V112H239ZM258 113V112H257ZM19 114V113H18ZM21 114V113H20ZM24 114V113H23ZM42 114V113H41ZM100 114V113H99ZM111 114V113H110ZM137 114V113H136ZM155 114V113H154ZM169 114H171V113H169ZM174 114V113H173ZM184 114V113H183ZM202 114H204V113H202ZM220 114H222V111L220 112ZM249 114H251V112L249 113ZM256 114V113H255ZM2 115V114H1ZM7 115V114H6ZM30 115V114H29ZM109 115V114H108ZM112 115V114H111ZM159 115H160V113H159ZM194 115V114H193ZM192 115V116H193ZM198 115V114H197ZM200 115V114H199ZM212 115V114H211ZM223 115V114H222ZM248 115V114H247ZM3 116H4V114H3ZM21 116V115H20ZM31 116V115H30ZM43 116V115H42ZM52 116V115H51ZM71 116V115H70ZM80 116V115H79ZM79 116H77V117H79ZM104 116V115H103ZM114 116H115V114H114ZM117 116V115H116ZM135 116V115H134ZM155 116H158V114L156 115L155 114ZM201 116V115H200ZM199 116V117H200ZM203 116V115H202ZM205 116V115H204ZM213 116H215V114L213 115ZM218 116V115H217ZM216 116V118H218ZM224 116V115H223ZM228 116H229V114H228ZM242 116V115H241ZM253 116V115H252ZM1 117V116H0ZM18 117V116H17ZM16 117V118H17ZM26 117V116H25ZM41 117V116H40ZM66 117V118H67ZM90 117V116H89ZM161 117H163V116H161ZM178 117V116H177ZM182 117V116H181ZM180 117V118H181ZM195 117V116H194ZM193 117V118H194ZM221 117V116H220ZM219 117V118H220ZM243 117V116H242ZM241 117V118H242ZM248 117V116H247ZM256 117V116H255ZM262 117V116H261ZM263 117H264V115H263ZM2 118V117H1ZM7 118V117H6ZM15 118V117H14ZM16 118L15 119H13L14 120V122H15V120H16ZM21 118H24L23 116L21 117ZM20 118V119H21ZM31 118V117H30ZM37 118V117H36ZM36 118H34V120L36 119ZM51 118V117H50ZM49 118V119H50ZM52 118H53V116H52ZM70 118V117H69ZM106 118V117H105ZM204 118V117H203ZM208 119H209V117H207ZM218 118V120H219V123H220V120L222 119H219ZM230 118V117H229ZM250 118V117H249ZM259 118H260V116H259ZM5 119V118H4ZM24 119H26V118H24ZM38 119V118H37ZM41 119H43L42 120V124L43 125H45V123H47V121H45L44 122V119L45 120H47L48 118H41ZM61 119V118H60ZM107 119V118H106ZM170 119H171V117H170ZM182 119V118H181ZM186 119V118H185ZM197 119V118H196ZM195 119V120H196ZM206 119V118H205ZM225 119V118H224ZM248 119V118H247ZM254 119V118H253ZM262 119V118H261ZM28 120V119H27ZM30 120V119H29ZM28 120V121H29ZM33 120V119H32ZM40 120V119H39ZM51 120V119H50ZM58 120L59 119H57V122H58ZM79 120V119H78ZM108 120H110L109 118H108ZM112 120V119H111ZM110 120V121H111ZM255 120V119H254ZM254 120H252V121H254ZM5 121H7L6 119H5ZM18 121V120H17ZM21 121V120H20ZM117 121V120H116ZM116 121H115V123H116ZM183 121V120H182ZM185 121H187V119L185 120ZM197 121V120H196ZM202 121L203 120H199V122H201L202 123ZM11 124H12V121L10 120L9 121ZM30 122H31V120H30ZM36 122V121H35ZM48 122H50V121H48ZM97 122V121H96ZM106 122V121H105ZM119 122H121V121H119ZM118 122V123H119ZM123 122H125V121H123ZM127 122V121H126ZM170 122V121H169ZM204 122V121H203ZM218 122V121H217ZM216 122V123H217ZM256 122H257V119H256ZM256 122H255V124H256ZM262 121L260 120V123H261ZM40 123V122H39ZM68 123V122H67ZM110 123H112V122H110ZM140 123H141V121H140ZM236 123V122H235ZM260 123H258L259 125H260ZM262 123H264V121L262 122ZM4 124V123H3ZM34 124V123H33ZM32 124V125H33ZM41 124V125H42ZM65 124V123H64ZM64 124H63V126H64ZM70 124V123H69ZM104 124V123H103ZM106 124H108V123H106ZM105 124V125H106ZM114 124V123H113ZM135 124V123H134ZM137 124V123H136ZM174 124V123H173ZM202 124H204V123H202ZM211 124V123H210ZM215 124V123H214ZM222 124V123H221ZM60 125V124H59ZM58 125V126H59ZM104 125V126H105ZM109 125V124H108ZM116 125H118V124H116ZM131 125V124H130ZM133 125V124H132ZM143 125H145V124H143ZM147 125V124H146ZM206 125H207V123H206ZM211 125H213V120H212V124ZM216 125V124H215ZM245 125V124H244ZM254 125V124H253ZM252 125V126H253ZM262 125V124H261ZM3 126V125H2ZM5 126H6V124H5ZM34 126V125H33ZM38 126V125H37ZM46 126V125H45ZM70 126V125H69ZM98 126V125H97ZM114 126V125H113ZM125 126V125H124ZM123 126V127H124ZM128 126V125H127ZM141 126H142V124H141ZM204 126V125H203ZM1 127V126H0ZM13 127V126H12ZM105 127H107L108 128V126L106 125ZM111 127V126H110ZM119 128H116V129H120L121 130V128H122V126H121V128H120V126H118ZM133 127V126H132ZM132 127H130V128H132ZM178 127V126H177ZM213 127H214V125H213ZM234 127V126H233ZM253 127H255V126H253ZM5 128V127H4ZM7 128V127H6ZM31 128H32V126H31ZM34 128V127H33ZM35 128H36V126H35ZM42 128H44V126H42ZM104 128V127H103ZM113 128V127H112ZM125 128V127H124ZM129 128V127H128ZM135 128V127H134ZM133 128V129H134ZM180 128V127H179ZM178 128V129H179ZM208 128V127H207ZM216 128H217V126H216ZM260 128V127H259ZM8 129V128H7ZM6 129V130H7ZM9 129H11V128H9ZM44 129H46V128H44ZM49 129V128H48ZM66 129H68V128H66ZM85 129H86V127H85ZM84 129V130H85ZM132 129V130H133ZM173 129V128H172ZM176 129V128H175ZM215 129V128H214ZM220 129H222V128H220ZM251 129H252V127H251ZM35 130V129H34ZM41 130V129H40ZM88 130V129H87ZM94 130V129H93ZM108 130V129H107ZM111 130V129H110ZM120 130L118 131V133L120 132ZM125 129H123V131H124ZM128 130H130V129H128ZM137 130V129H136ZM139 130V129H138ZM141 130V129H140ZM217 130V129H216ZM238 130V129H237ZM237 130H236V132H237ZM243 130V129H242ZM249 130V129H248ZM254 130V129H253ZM253 130H251V131H253ZM256 130H258V128L257 129H255V131ZM260 130V129H259ZM1 131V130H0ZM3 131H5L4 129H3ZM11 131V130H10ZM75 131V130H74ZM115 131V130H114ZM113 131V132H114ZM126 131V130H125ZM135 131V130H134ZM173 131V130H172ZM211 131V130H210ZM221 131V130H220ZM224 130H222V133L223 134H225L224 132H223ZM226 131V130H225ZM9 132V131H8ZM13 132V131H12ZM32 132H34L33 130H32ZM58 132V131H57ZM93 132V131H92ZM104 132V131H103ZM109 132V131H108ZM107 131H106V133H108ZM116 132V131H115ZM137 132V131H136ZM182 133H183V131H181ZM187 132V131H186ZM247 132V131H246ZM258 132V131H257ZM256 132V134L257 135H259L258 133H260V132H258L257 133ZM263 132V131H262ZM5 133V132H4ZM30 133V132H29ZM118 133H116V134H118ZM123 133V132H122ZM121 132L118 134V135H120V134H122ZM127 133V135H126V137L129 135L128 133H130V135H131V132H126ZM188 133V132H187ZM198 133V132H197ZM212 133H213V130H212ZM217 133V132H216ZM221 133V132H220ZM233 133V131H230V134H232ZM235 133V132H234ZM253 133V132H252ZM12 134V133H11ZM28 134V133H27ZM33 135H34V133H32ZM38 134V133H37ZM226 134H228V133H226ZM247 134H248V132H247ZM6 136L8 135V133L7 134H5ZM4 135V136H5ZM111 135V134H110ZM122 135H125V132H124V134H122ZM142 135V134H141ZM140 135V136H141ZM145 135H147V134H145ZM194 135V134H193ZM214 136H215V134H213ZM257 135H254V137L255 136H257ZM2 137V138H5V137ZM9 136V135H8ZM7 136V137H8ZM15 136V135H14ZM13 136V137H14ZM41 136H42V134H41ZM78 136V135H77ZM106 137H107V135H105ZM139 136V137H140ZM182 136H184V135H182ZM195 136V135H194ZM213 136V137H214ZM221 136H223V135H221ZM248 136H249V134H248ZM251 136V135H250ZM259 136H261V133H260V135ZM29 137V136H28ZM39 137H40V135H39ZM68 137V136H67ZM145 137V136H144ZM148 137V136H147ZM176 137V136H175ZM174 137V138H175ZM179 137H180V134H179ZM224 137V136H223ZM228 137H229V135H228ZM231 137V136H230ZM245 137V136H244ZM10 138V137H9ZM32 138H33V136H32ZM38 138V137H37ZM85 138V137H84ZM111 138V137H110ZM116 138V137H115ZM128 138H130V137H128ZM131 138H132V136H131ZM135 138V137H134ZM146 138V137H145ZM144 138V139H145ZM150 138V137H149ZM226 138V137H225ZM233 138V137H232ZM231 138V139H232ZM250 138V137H249ZM259 138V137H258ZM0 139H1V136H0ZM22 139H23V137H22ZM34 139V138H33ZM32 139V140H33ZM75 139V138H74ZM95 139V138H94ZM108 139V138H107ZM125 139V138H124ZM124 139L122 140L124 143H127V142H125L124 141ZM127 139V138H126ZM179 139V138H178ZM178 139H177V144L179 145V144H182V143H180L179 141H178ZM181 139H183V138H181ZM216 139V138H215ZM224 139V138H223ZM227 139H229V138H226V140ZM231 139H229V141L231 140ZM233 139H235V138H233ZM232 139V140H233ZM251 139H253V138H251ZM250 139V140H251ZM263 139H264V137H263ZM6 140V139H5ZM14 140V139H13ZM31 140V139H30ZM44 140V139H43ZM50 140V139H49ZM79 140V139H78ZM101 140V139H100ZM116 140V139H115ZM119 140H120V137H119ZM118 140V141H119ZM130 140H132V139H130ZM130 140H128V141H130ZM140 140H142V138H140ZM148 140V139H147ZM180 140V139H179ZM192 140V139H191ZM190 140V142H192ZM206 140V139H205ZM222 140V139H221ZM3 141H4V139H3ZM12 141V140H11ZM39 141H40V139H39ZM42 141V140H41ZM92 141V140H91ZM108 142H109V140H107ZM127 141V140H126ZM171 141H172V139H171ZM185 141V140H184ZM184 141H182L183 143H184ZM217 141H218V139H217ZM244 141V140H243ZM248 141V140H247ZM252 141V140H251ZM5 142H7V141H5ZM117 142V141H116ZM133 142V141H132ZM143 142H144V140H143ZM145 142H146V140H145ZM205 142V141H204ZM219 142H220V140H219ZM239 142V141H238ZM258 142V141H257ZM261 142V141H260ZM1 143H2V141H1ZM0 143V144H1ZM8 143H9V141H8ZM41 143V142H40ZM81 143V142H80ZM99 143H101V141L99 142ZM112 143V142H111ZM119 143H121V142H119ZM186 143V142H185ZM193 143V142H192ZM199 143V142H198ZM227 143H228V141H227ZM245 143V142H244ZM253 143H254V141H253ZM255 143H256V140H255ZM264 142L262 141V144H263ZM10 144V143H9ZM9 144H7V145H9ZM38 144V143H37ZM83 144V143H82ZM128 144V143H127ZM127 144H126V146H127ZM129 144H130V142H129ZM188 143H186V145H187ZM190 144V143H189ZM208 144V143H207ZM232 144V143H231ZM246 144V143H245ZM252 144V143H251ZM258 144H260L259 142H258ZM257 144V145H258ZM261 144V146H264V145H262ZM2 145V144H1ZM4 145V144H3ZM6 145V146H7ZM38 145H40V144H38ZM119 145V144H118ZM122 145V144H121ZM120 145V146H121ZM177 145V146H178ZM199 145V144H198ZM219 145V144H218ZM220 145H222V144H220ZM257 145H254L253 144V146H257ZM43 147L45 146V145H42ZM78 146V145H77ZM89 146V145H88ZM95 146V145H94ZM107 146V145H106ZM111 146H112V144H111ZM131 146H132V144H131ZM148 146V145H147ZM194 146V145H193ZM192 146V147H193ZM203 146V145H202ZM233 146H236V145H233ZM248 146V145H247ZM11 147V146H10ZM37 147V146H36ZM41 147V146H40ZM42 147V148H43ZM91 147V146H90ZM99 147V146H98ZM110 147V146H109ZM109 147H108V150H109ZM119 147V146H118ZM128 147V146H127ZM150 147V146H149ZM188 147L190 148V146L188 145ZM209 147V146H208ZM238 147V146H237ZM239 147H241V146H239ZM238 147V148H239ZM39 148V147H38ZM103 148H105V147H103ZM102 148V150H101V153H103L104 151V149ZM107 148V147H106ZM115 148V147H114ZM148 148V147H147ZM183 147H181V149H182ZM184 148H186V147H184ZM229 148V147H228ZM232 150H233V147H230ZM235 148V147H234ZM244 148H245V146H244ZM4 149H5V147H4ZM9 149V148H8ZM12 149V148H11ZM92 149V148H91ZM128 149V148H127ZM126 149V150H127ZM131 149V148H130ZM129 149V150H130ZM150 149V148H149ZM176 149H177V147H176ZM192 149V148H191ZM222 149V148H221ZM224 149V148H223ZM240 149V151H241V148H239ZM238 149V150H239ZM243 149V148H242ZM247 149V148H246ZM246 149H245V151H246ZM252 149V148H251ZM258 149H260V148H257V150ZM264 149V148H263ZM7 150V149H6ZM15 150V149H14ZM44 150V149H43ZM143 150V149H142ZM145 150V149H144ZM178 150V149H177ZM176 150V151H177ZM186 150V149H185ZM197 150V149H196ZM206 150H207V148H206ZM209 150V149H208ZM231 150V151H232ZM238 150L236 149V152L238 153ZM248 150V149H247ZM262 150V149H261ZM260 150V151H261ZM2 151H4V150H2ZM13 151V150H12ZM37 151V150H36ZM60 151H62V150H60ZM73 151V150H72ZM100 151V150H99ZM103 151V152H102ZM111 151V150H110ZM109 151V152H110ZM135 150H133V152H134ZM218 151V150H217ZM239 151V152H240ZM242 151H244V149L242 150ZM249 151V150H248ZM7 152V151H6ZM44 152V151H43ZM80 152H82V150L80 151ZM96 152V151H95ZM108 152V151H107ZM106 152V156H107V153ZM132 152V151H131ZM155 152V151H154ZM186 152H188V151H186ZM194 152V151H193ZM196 153H197V151H195ZM233 152L235 153V151L233 150ZM247 152V151H246ZM251 152V151H250ZM253 152H255V150L253 151ZM258 152V151H257ZM10 153V152H9ZM13 153H14V151H13ZM34 153H36V152H34ZM58 153V152H57ZM92 153H93V151H92ZM98 153V152H97ZM145 153V152H144ZM177 153H178V151H177ZM188 153H191V152H188ZM215 153V152H214ZM218 153V152H217ZM221 153V152H220ZM229 153V152H228ZM232 153V152H231ZM241 153V152H240ZM248 153V152H247ZM263 153V152H262ZM261 153V154H262ZM2 154H5V153H2ZM39 154V153H38ZM37 154V155H38ZM67 154H68V152H67ZM67 154L66 153H64L63 154V156L64 157H66L67 156ZM76 154V153H75ZM81 154V153H80ZM89 154H91L90 152H89ZM100 154V153H99ZM99 154H97V155H99ZM135 154V153H134ZM138 154V155H137ZM142 154V153H141ZM157 154V153H156ZM185 154H187V153H185ZM199 154V153H198ZM227 154V153H226ZM230 154V153H229ZM249 154H252V153H249ZM261 154H260V156H261ZM12 155V154H11ZM10 155V156H11ZM36 154H35V156H37ZM60 155V154H59ZM94 155V154H93ZM96 155V154H95ZM111 155H112V153H111ZM110 155V156H111ZM136 155L139 157V158H141L140 156H139V153H136ZM194 155V154H193ZM214 155V154H213ZM218 154H216V156H217ZM237 155H239V154H236V157L238 158V156ZM244 155V154H243ZM253 155V154H252ZM258 155V154H257ZM1 157L3 156V158L6 156H4V155H0ZM8 156V155H7ZM31 156H33V154H31ZM30 156V157H31ZM39 156V155H38ZM52 156V155H51ZM62 156V157H63ZM136 156V157H137ZM191 156L192 155H190V158H191ZM198 156V155H197ZM225 156V155H224ZM231 156V155H230ZM234 156V155H233ZM256 156V155H255ZM263 156V155H262ZM261 156V157H262ZM0 157V162H1V164L2 163H9V162H7L6 161V158L4 159V161H1V158ZM12 157V156H11ZM76 157H78V156H76ZM99 157H100V155H99ZM112 157V156H111ZM134 157V156H133ZM183 157V156H182ZM187 157H188V155H187ZM210 157V156H209ZM239 157H241V156H239ZM248 156H246V158H247ZM250 157V156H249ZM39 158V157H38ZM58 158V157H57ZM61 158V157H60ZM94 158V157H93ZM109 158V157H108ZM196 158V157H195ZM199 158H200V156H199ZM204 158H206V157H204ZM204 158H202V159H204ZM218 158V157H217ZM236 158V159H237ZM244 158V157H243ZM242 158V159H243ZM254 158V157H253ZM256 158V157H255ZM262 158H264V156L262 157ZM10 160H11V158H9ZM34 159H35V157H34ZM44 159V158H43ZM63 159V158H62ZM90 159V158H89ZM107 159V158H106ZM111 159V158H110ZM183 159V158H182ZM186 159H188V158H186ZM207 159H208V156H207ZM241 159V158H240ZM249 159V158H248ZM3 160V159H2ZM33 160V159H32ZM36 160H37V157H36ZM36 160H35V162H36ZM57 160V159H56ZM66 160V159H65ZM65 160H63V161H65ZM80 160V159H79ZM78 160V161H79ZM85 160V159H84ZM98 160V159H97ZM185 160V159H184ZM199 161L198 159H195V161ZM225 160V159H224ZM229 160V159H228ZM250 160V159H249ZM252 160V159H251ZM40 161V160H39ZM43 161V160H42ZM45 161H46V159H45ZM62 161V160H61ZM72 161V160H71ZM93 161V160H92ZM100 161V160H99ZM98 161V162H99ZM106 161V160H105ZM111 161V160H110ZM133 161V160H132ZM210 161H212V159L210 160ZM214 161V160H213ZM221 161V160H220ZM254 161V160H253ZM252 161V162H253ZM11 162V161H10ZM32 162V161H31ZM30 162V163H31ZM68 162V161H67ZM135 162H136V159H135ZM205 162V161H204ZM203 162V163H204ZM208 162V161H207ZM236 162H237V160H236ZM66 163V162H65ZM90 163H92L93 164V162H91L90 161ZM89 163V164H90ZM184 163V162H183ZM182 162H181V164H183ZM188 163H191V162H188ZM223 163V162H222ZM228 163H229V161H228ZM242 163V162H241ZM248 163H250V162H248ZM36 164V163H35ZM34 164V165H35ZM41 164V163H40ZM43 164V163H42ZM85 164V163H84ZM88 163H87V165H89ZM185 164H187V163H185ZM195 164V163H194ZM199 164H201V163H199ZM260 164H262V163H260ZM32 165V164H31ZM30 165V166H31ZM46 165L48 166V165H50V166H52L53 167V164H52V162H50V160L49 159H47V161H46ZM58 166V164H54V166ZM63 165V164H62ZM69 165H72L73 166V163H69L68 165H66V166H69ZM133 165V164H132ZM134 165H135V163H134ZM190 165V164H189ZM188 165V166H189ZM209 165V164H208ZM214 165H215V163H214ZM219 165V164H218ZM221 165V164H220ZM219 165V166H220ZM224 165H225V163H224ZM230 165V164H229ZM232 165V164H231ZM239 165V164H238ZM1 166H5L4 164L3 165H1ZM0 166V167H1ZM11 166H12V164H11ZM75 166V165H74ZM92 166V165H91ZM94 166V165H93ZM182 166V165H181ZM184 166V165H183ZM191 166H193V165H191ZM201 166V165H200ZM203 167L205 166V165H202ZM207 166V165H206ZM205 166V167H206ZM213 166V165H212ZM223 166V165H222ZM248 166V165H247ZM260 166V165H259ZM263 166H264V164H263ZM2 167V168H3ZM90 167V166H89ZM96 167V166H95ZM134 167V166H133ZM197 167V166H196ZM199 167V166H198ZM202 167V168H203ZM225 167V166H224ZM254 167H256V165L254 166ZM262 167V166H261ZM8 168H12V167H10V165H8ZM14 168V167H13ZM60 168V167H59ZM64 168V167H63ZM66 168H68V167H66ZM88 168V167H87ZM184 167H182V169H183ZM207 168V167H206ZM206 168H204V169H202V171L204 170L205 172H209V171H212V170H207ZM209 168V167H208ZM212 168H214V167H212ZM226 168H227V166H226ZM231 168V167H230ZM1 169V168H0ZM6 169V168H5ZM9 169V170H10ZM53 169V168H52ZM80 169V168H79ZM180 169V168H179ZM186 169V168H185ZM189 169V168H188ZM188 169H186L187 171L186 172H188ZM201 169V168H200ZM245 169V168H244ZM258 169V168H257ZM12 170V169H11ZM34 171H29V172H31L32 173V176L30 175V178L32 177V181H33V176H39L40 175V173H41V170H39V168L38 169H33ZM67 170V169H66ZM65 170V171H66ZM84 170V169H83ZM86 170H88V172H89V170H92V169H86ZM184 170V169H183ZM183 170H181L182 172H183ZM207 170V171H206ZM219 170V169H218ZM217 170V171H218ZM220 170H222V167H221V169ZM225 170V169H224ZM224 170H223V172H224ZM242 171H243V169H241ZM246 170H248V169H246ZM256 170V169H255ZM16 171V170H15ZM46 171V170H45ZM54 171V170H53ZM71 171H72V169H71ZM106 171V170H105ZM180 171V170H179ZM189 171H191V170H189ZM199 171V174L201 173V171L200 170H198ZM225 171H227V169L225 170ZM5 172V171H4ZM10 172L12 173L13 171H9V175H10ZM24 172V171H23ZM27 172L28 171H26L25 173L27 174ZM43 172V171H42ZM52 172V171H51ZM58 172V171H57ZM64 172V171H63ZM84 172V171H83ZM86 172V171H85ZM85 172H84V174H85ZM91 172V171H90ZM94 172V171H93ZM98 172H99V170H98ZM146 172V171H145ZM185 172V173H186ZM196 172V171H195ZM194 172V173H195ZM204 172V173H205ZM220 174H221V171H218ZM246 172V171H245ZM264 172V171H263ZM7 173V172H6ZM18 173V172H17ZM30 173V174H31ZM54 173H56V172H54ZM54 173H52V174H54ZM80 174H81V172H79ZM87 173V172H86ZM178 173V172H177ZM210 173V175H211V173L212 172H209ZM214 173H215V171H214ZM228 173V172H227ZM239 173V172H238ZM261 173V172H260ZM19 174H21V173H19ZM23 174V173H22ZM51 174V175H52ZM57 175H59L58 173H56ZM56 174H55V177H54V180H56L57 179V177H56ZM61 174H62V172H61ZM65 174V173H64ZM74 174V173H73ZM72 174V175H73ZM96 174V173H95ZM180 174H181V172H180ZM192 174V173H191ZM196 174V173H195ZM217 174V173H216ZM225 174V173H224ZM230 174V173H229ZM241 174V173H240ZM43 175V174H42ZM41 175V176H42ZM46 175V174H45ZM48 175V174H47ZM66 175V174H65ZM69 175V174H68ZM185 175V174H184ZM193 175V174H192ZM198 175V174H197ZM205 175H206V173H205ZM215 175V174H214ZM226 175V174H225ZM11 176H13V175H11ZM20 176V175H19ZM27 176H28V174H27ZM41 176H39V177H41ZM50 176V175H49ZM61 176V175H60ZM90 176V175H89ZM97 176V175H96ZM95 176V177H96ZM177 176V175H176ZM181 176H182V174H181ZM195 176V175H194ZM201 178H202V176L201 175H199ZM208 176V175H207ZM227 176H229V175H227ZM232 176V175H231ZM239 176V175H238ZM246 176V175H245ZM36 177V180H38V178ZM65 177V176H64ZM82 177V176H81ZM185 177V176H184ZM183 177V178H184ZM214 177V176H213ZM212 177V178H213ZM217 177H218V175H217ZM222 177V176H221ZM243 177V176H242ZM249 177V176H248ZM15 178V177H14ZM17 178V177H16ZM21 178V177H20ZM19 178V179H20ZM24 178V177H23ZM23 178H21V179H23ZM30 178H28V179H30ZM46 178V177H45ZM62 178H63V176H62ZM70 178V177H69ZM69 178L67 179V180H69ZM74 178V177H73ZM75 178H76V176H75ZM78 178H80V177H78ZM99 178V177H98ZM195 178V177H194ZM199 178V177H198ZM204 178H205V176H204ZM204 178H203V180L201 179L200 181H204ZM212 178H210L209 180L211 181V179ZM215 178H216V176H215ZM229 178V177H228ZM232 178H233V176H232ZM240 178V177H239ZM18 179V178H17ZM18 179V180H19ZM25 179H26V176H25ZM66 179V178H65ZM85 179V178H84ZM196 179V178H195ZM194 179V180H195ZM214 179V178H213ZM212 179V180H213ZM252 179V178H251ZM264 179V178H263ZM263 179H260V180H262V183H260L259 182V184H263L264 183V180ZM14 180H16V179H14ZM34 180H35V177H34ZM41 181L43 180V178L41 177V179H40ZM39 180V183H38V181H37V183H38V186H39V190H38V193L40 194V190H41V195L42 196H45V194L47 193V191H48V189H49V183H48V181L46 180V179H44V180H46V181H43V182H41ZM61 180V179H60ZM87 181H88V179H86ZM93 180V179H92ZM97 180H99V179H97ZM193 180V179H192ZM191 180V181H192ZM220 179H218L217 178V181H219ZM247 180V179H246ZM258 180V179H257ZM13 181V180H12ZM30 181H31V179H30ZM31 181V182H32ZM65 181V180H64ZM84 181V180H83ZM186 181V180H185ZM215 181V180H214ZM213 181V182H214ZM223 181V183H225V181L224 180H222ZM228 181H230V180H228ZM234 181V180H233ZM11 182V181H10ZM20 182H22V180L20 181ZM23 182H25V181H23ZM22 182V183H23ZM26 182H28V180H26ZM35 182V185H37L36 184V181H34ZM66 182V181H65ZM85 182V181H84ZM205 182V181H204ZM208 181L206 180V183H207ZM220 182V181H219ZM231 182V181H230ZM235 182V181H234ZM240 182V181H239ZM246 182H248V181H246ZM249 182H250V180H249ZM13 183V182H12ZM17 183V182H16ZM15 183V184H16ZM22 183H19L20 185L22 184ZM29 183V182H28ZM52 183H53V181H52ZM97 183V182H96ZM186 183V182H185ZM185 183H183V185L185 184ZM189 183V182H188ZM198 183V182H197ZM232 183V182H231ZM253 183V182H252ZM258 183V182H257ZM14 184V183H13ZM59 184V183H58ZM83 184H85V183H83ZM88 184V182L86 183V185ZM99 183H97V185H98ZM192 184V183H191ZM202 184V183H201ZM214 184V183H213ZM218 184V186L219 187H221V189L224 191V189L226 190V188H228V185H229V182H228V184H227V187L226 188H224V186H221L222 184H220V183H217ZM226 184V183H225ZM237 183H235V185H236ZM54 185V184H53ZM65 185V184H64ZM63 185V186H64ZM66 185H67V183H66ZM110 186H111V184H109ZM113 185V184H112ZM187 185V184H186ZM195 185V184H194ZM208 187H213L214 188V186H212V185H208V183L206 184ZM215 185V184H214ZM12 186V185H11ZM16 186H18V185H16ZM16 186H14V187H16ZM26 186V185H25ZM59 186V185H58ZM77 186V184L75 185V188H77L76 187ZM81 186H82V183H81ZM95 186H96V184H95ZM203 186V185H202ZM205 186V185H204ZM226 186V185H225ZM239 186H240V184H239ZM244 186V185H243ZM248 186V185H247ZM256 186V185H255ZM37 187V186H36ZM56 187V186H55ZM61 187V186H60ZM106 187V186H105ZM114 189H115V187L114 186H112ZM185 187V186H184ZM191 187H193V186H191ZM197 187V186H196ZM200 186L198 185V187L197 188H199ZM218 187V188H219ZM224 189H223V188ZM231 187V186H230ZM233 187V186H232ZM254 186H252V188H253ZM262 187V186H261ZM18 188V187H17ZM21 188V187H20ZM38 188V187H37ZM36 188V189H37ZM66 188H67V186H66ZM111 189V187H108V189ZM216 188H217V186H216ZM251 187L249 186V188L248 189H250ZM259 188V187H258ZM9 189V188H8ZM33 189V188H32ZM52 189V188H51ZM60 189V188H59ZM62 189V188H61ZM65 189V188H64ZM79 190H80V188H78ZM77 189V190H78ZM105 190L107 189V188H104ZM117 189V188H116ZM209 189V188H208ZM215 189V188H214ZM238 189V188H237ZM244 189V188H243ZM247 189V188H246ZM254 189V188H253ZM256 189V188H255ZM13 190V189H12ZM17 190V189H16ZM20 190V189H19ZM53 190V189H52ZM118 190V189H117ZM184 190V189H183ZM188 190H189V187H188ZM188 190H186V191H188ZM192 190V189H191ZM202 190H203V188H202ZM210 190H213V189H210ZM228 190V189H227ZM257 190H259V189H257ZM263 190V189H262ZM18 191V190H17ZM21 191V190H20ZM54 191V190H53ZM64 191H66L67 192V190L65 189ZM106 191H108V190H106ZM114 191V190H113ZM190 191V190H189ZM194 191V190H193ZM195 191H196V189H195ZM195 191L193 192V193H195ZM215 191V190H214ZM214 191H211V192H213L212 194H215V192ZM217 191V190H216ZM219 192L221 191L220 189L218 190ZM216 192V194L217 193H219V192ZM235 192L237 191V190H234ZM249 191V190H248ZM253 192H254V190H252ZM252 191H251V195H252ZM7 192V191H6ZM14 192V191H13ZM16 192V191H15ZM19 192V191H18ZM78 192V191H77ZM244 192V191H243ZM246 192V191H245ZM250 192V191H249ZM249 192H247V193H249ZM259 192V191H258ZM262 192L263 191H261V194H262ZM12 193V192H11ZM17 193V192H16ZM15 193V194H16ZM34 193V192H33ZM57 193H59V192H57ZM187 193V192H186ZM223 193H225V192H223ZM232 193V192H231ZM231 193H230V195H231ZM234 193V192H233ZM238 193V192H237ZM240 193H241V191H240ZM260 193V192H259ZM35 194H37V191H36V193ZM35 194H33V195H35ZM65 194H67V193H65ZM64 194V195H65ZM78 194V193H77ZM112 194H114V193H111V195ZM118 194V193H117ZM189 194V193H188ZM196 194V193H195ZM200 194H201V191H200ZM216 194H215V196H216ZM242 194V193H241ZM245 194V193H244ZM264 194V193H263ZM262 194V195H263ZM6 195V194H5ZM20 195V194H19ZM18 195V196H19ZM32 195V194H31ZM41 195H37V196H40L39 197V200H41L40 202L42 203V201L44 200L45 201V199H46V197H44L45 199H41L42 198V196ZM58 195V194H57ZM60 195V194H59ZM81 195H83L82 193H81ZM114 195H116V193L114 194ZM221 195V194H220ZM225 195V194H224ZM234 195H235V193H234ZM238 195H240V194H237V197H238ZM254 195V194H253ZM256 195H258V194H256ZM255 195V196H256ZM4 196V195H3ZM8 196H10V192H9V195ZM79 196H80V193H79ZM118 196V195H117ZM207 196V195H206ZM210 196H211V198H213L212 197V195L210 194ZM226 196H227V194H226ZM225 196V197H226ZM233 196V195H232ZM250 196V195H249ZM260 196V195H259ZM258 196V197H259ZM264 196V195H263ZM2 197V196H1ZM1 197H0V199H1ZM5 197V196H4ZM4 197H3V199H4ZM12 197V196H11ZM65 198V196H62V198ZM74 197H76V196H74ZM81 197V196H80ZM192 197V196H191ZM195 198L194 199H196L198 196H194ZM219 196H217V198H218ZM230 197V196H229ZM234 197V196H233ZM232 197V198H233ZM241 197V196H240ZM240 197H239V199H240ZM242 197H244L245 198V196H242ZM241 197V201H243L242 199H244V198H242ZM247 198H248V196H246ZM251 197V196H250ZM15 198V197H14ZM13 198V199H14ZM17 198V197H16ZM20 198V197H19ZM34 198V197H33ZM48 198V197H47ZM63 198V199H64ZM72 198V197H71ZM200 198V197H199ZM252 198V197H251ZM262 198H264V197H262ZM6 199V198H5ZM8 197H7V202H8ZM238 199V198H237ZM238 199V200H239ZM249 199V198H248ZM253 199V198H252ZM2 200V199H1ZM16 200V199H15ZM60 200V199H59ZM65 200H68V199H66L65 198ZM73 200V199H72ZM72 200H69V201H72ZM220 200V199H219ZM219 200H216V201H219ZM230 200H231V198H230ZM233 200H235V199H233ZM240 200H239V202H240ZM256 200V199H255ZM254 200V201H255ZM257 200H258V198H257ZM5 200H2V202L0 201V212H1V214H2V211L3 210H7L8 208V204L6 203V202H4ZM18 201V200H17ZM54 201V200H53ZM61 201V200H60ZM77 201V200H76ZM79 201V200H78ZM199 201V200H198ZM209 201H211V200H209ZM221 201V200H220ZM219 201V204H218V202H216V204L217 205H215L216 206V208H220L219 206H221L222 204H221V202ZM237 201V200H236ZM246 201V200H245ZM251 201V200H250ZM10 202V201H9ZM8 202V203H9ZM39 202V203H40ZM48 202V201H47ZM67 202V201H66ZM65 201H64V203H66ZM213 202V201H212ZM225 202V201H224ZM238 202V203H239ZM246 202H248V200L246 201ZM264 202V201H263ZM16 202H14V204H15ZM61 203V202H60ZM70 203V202H69ZM68 202H67V204H69ZM73 203V202H72ZM75 203V202H74ZM131 203V202H130ZM211 203V202H210ZM235 203V202H234ZM234 203H233V206H234ZM243 203H244V201H243ZM253 203V202H252ZM262 203V202H261ZM10 204H12V203H10ZM49 204V203H48ZM62 204V203H61ZM227 204H228V202H227ZM230 204V203H229ZM232 204V203H231ZM240 204V203H239ZM248 205H249V203H247ZM247 204H245V206L247 205ZM251 204V203H250ZM255 204V203H254ZM260 204V203H259ZM264 204V203H263ZM17 205H18V202H17ZM37 205V204H36ZM42 205H43V203H42ZM66 205V204H65ZM209 205H211V204H209ZM213 205V204H212ZM219 205V206H218ZM224 205V209H222V206ZM222 206H221V209L220 210H217L216 212H213L212 211V209L211 208H209V210H211V212H213V213H218L219 215H220V217H221V215L225 218L226 217V215L224 214H222V212H221V210H224V212L223 213H225V212H227V210L226 209H228V212L226 213V214H229V213H232L230 210H231V205H230V209L228 208V206H225V204H223ZM244 205V204H243ZM242 205V202H241V206H240V209L238 208V210H240L241 211V208L243 209L244 207H242L243 206ZM257 205V204H256ZM15 206V205H14ZM45 206V205H44ZM44 206L42 207V208H44ZM57 206V205H56ZM60 207L62 206V205H59ZM214 206V207H215ZM218 206V207H217ZM258 206V205H257ZM256 206V207H257ZM261 206V205H260ZM16 207H18V206H16ZM38 207H39V205H38ZM46 207V206H45ZM60 207H57V208H59L60 209ZM214 207H212L213 208V210H216V208H214ZM225 207H227L226 209H225ZM10 208V207H9ZM19 208V207H18ZM41 208V209H42ZM233 208H236V207H232V209ZM236 208V209H237ZM246 208H248V206H246ZM246 208H244L245 210H246ZM249 208H250V206H249ZM258 208V207H257ZM264 208V207H263ZM262 208V209H263ZM12 209V208H11ZM14 209V208H13ZM16 209V208H15ZM48 209H49V207H48ZM54 209H55V207H54ZM121 209V208H120ZM120 209H119V211H120ZM235 209V210H236ZM250 209H252V208H250ZM254 209V208H253ZM5 210V211H6ZM17 211H18V209H16ZM24 210H25V208H24ZM52 210V209H51ZM122 210V209H121ZM207 210V209H206ZM249 210V209H248ZM248 210H246L247 212H248ZM257 210V209H256ZM259 210V209H258ZM12 211V210H11ZM16 211V212H17ZM26 211V210H25ZM39 211V210H38ZM43 210H41V212H42ZM47 211V210H46ZM57 211V210H56ZM208 211V210H207ZM230 211V212H229ZM242 211H244V210H242ZM250 211H252V210H250ZM250 211H249V213H250ZM36 212V211H35ZM34 212V213H35ZM50 212V211H49ZM52 213H53V211H51ZM50 212V213H51ZM62 212V211H61ZM60 212V213H61ZM75 212V211H74ZM118 212V211H117ZM116 212V213H117ZM194 212V211H193ZM199 212V211H198ZM219 212H221V213H219ZM254 212V211H253ZM253 212H251V214L253 213ZM261 212V211H260ZM7 213H8V211H7ZM37 213V212H36ZM35 213V214H36ZM49 213V218H50V220L52 219L51 217H53L51 214ZM69 213V212H68ZM75 213H77V212H75ZM197 213V212H196ZM238 213V212H237ZM241 213V212H240ZM239 213V214H240ZM243 213V212H242ZM248 213V214H249ZM256 213H257V211H256ZM263 213V212H262ZM14 214V213H13ZM40 214V213H39ZM38 214V215H39ZM69 214H71V212L69 213ZM78 214V213H77ZM77 214H75L74 215V218L76 217V219H77ZM199 214V213H198ZM210 214V213H209ZM212 214V213H211ZM245 214V213H244ZM248 214H246L247 216H248ZM254 214H255V212H254ZM3 215V214H2ZM33 215V214H32ZM45 215V214H44ZM43 215V216H44ZM48 215V214H47ZM47 215L45 216V217H47ZM58 215V214H57ZM64 215V214H63ZM197 215V214H196ZM195 215V216H196ZM214 215V214H213ZM218 215V216H219ZM231 215V214H230ZM230 215H229V217H230ZM263 215V214H262ZM5 216V215H4ZM39 216H41V215H39ZM43 216H42V219H43ZM56 216V215H55ZM72 216H73V211H72ZM215 216H217V215H215ZM228 216V215H227ZM233 215H231V217H232ZM240 216H242V215H240ZM239 216V217H240ZM249 216H251L250 214H249ZM253 216V215H252ZM251 216V217H252ZM257 216H258V214H257ZM33 217V216H32ZM38 217V216H37ZM61 215L59 214V216H56V218L54 217L53 219H56V221L58 222V224H60L59 222L62 220V219H65L66 217H64V218H62L61 219ZM70 217V216H69ZM222 217V218H223ZM235 217V216H234ZM253 217H255V216H253ZM1 218V217H0ZM188 219H189V217H187ZM192 218H193V216H192ZM195 218V217H194ZM193 218V220H195ZM216 218V217H215ZM224 218H223V220H224ZM242 218V217H241ZM256 218V217H255ZM254 218V219H255ZM262 218V217H261ZM260 218V219H261ZM29 219V221H30V218H28ZM41 219V220H42ZM46 219H48V218H46ZM45 219V220H46ZM67 219H69V218H67ZM71 219H73L72 217H71ZM216 219H220V218H216ZM227 219H228V217H227ZM262 219H264V218H262ZM33 220V219H32ZM36 220V219H35ZM35 220H34V222H35ZM49 220V219H48ZM226 220V219H225ZM243 220V219H242ZM257 220V219H256ZM42 221H44V220H42ZM47 221V220H46ZM53 221V220H52ZM55 221V222H56ZM63 221V220H62ZM64 221H66V220H64ZM76 221V220H75ZM75 221H74V224L76 225V223H75ZM142 221H144L143 219H142ZM26 222H28V220L26 221ZM31 222V221H30ZM29 222V223H30ZM67 222H69L68 220L66 221V223ZM71 222V221H70ZM198 222V221H197ZM249 222V221H248ZM254 222V221H253ZM262 222V221H261ZM41 223H43V224H45L44 222H41ZM47 223V222H46ZM50 223V222H49ZM54 223V222H53ZM64 223V222H63ZM73 223V222H72ZM182 223V222H181ZM193 223V222H192ZM199 223V222H198ZM251 223V222H250ZM257 223H258V221H257ZM34 224V223H33ZM38 224V223H37ZM36 224V225H37ZM57 224V223H56ZM73 224V225H74ZM145 224V223H144ZM256 224V222H254V224L253 225H255ZM264 224V223H263ZM42 225V224H41ZM186 225V224H185ZM196 225V224H195ZM220 226H221V223L219 224ZM251 225V224H250ZM28 223H27V225H26V227H25V230L28 228V227H30V226H32V224L31 225H29L28 227ZM55 227H57L56 225H54ZM61 226V225H60ZM59 226V227H60ZM65 226V225H64ZM63 226V227H64ZM70 226H71V224H70ZM70 226H69V228H70ZM182 226V225H181ZM37 228L36 229H38L39 228V225H37L36 226ZM43 227V226H42ZM62 227V226H61ZM67 227V226H66ZM66 227H64V228H66ZM144 227H146V226H144ZM190 227V226H189ZM188 227V228H189ZM200 227V226H199ZM245 229H242V232H243V230H245V232H247V231H249L250 232V230H247L248 228H247V226L245 225ZM259 227V226H258ZM33 227H30V229H32ZM41 228V227H40ZM51 228H53V226H51ZM64 228H62V229H64ZM72 228V227H71ZM74 228V227H73ZM73 228H72V230H73ZM180 228V227H179ZM191 228V227H190ZM251 228H253L252 227V225H251V227H250V229ZM263 228V227H262ZM29 229V228H28ZM28 229H27V231H28ZM29 229V230H30ZM44 229V228H43ZM42 229V230H43ZM50 229V228H49ZM54 229H56V228H54ZM60 229V228H59ZM62 229H61V231H62ZM67 229V228H66ZM192 229V228H191ZM222 230H223V228H221ZM264 229V228H263ZM197 230H198V228H197ZM241 229L239 228V231H240ZM247 230V231H246ZM32 231V230H31ZM57 231H59V230H57ZM61 231H59V232H61ZM187 231V230H186ZM185 231V232H186ZM225 230H223V232H224ZM238 231V232H239ZM262 231V230H261ZM261 231H259V232H261ZM43 232V231H42ZM54 232L55 233H57L56 232V230H54ZM66 232V235H67V231H65ZM188 232V231H187ZM194 232V231H193ZM226 232V231H225ZM249 232H247L248 234H249ZM255 232V231H254ZM44 233H45V230H44ZM70 233H72V232H69V234ZM183 233V232H182ZM188 233H190V232H188ZM197 233H201V232H197ZM196 233V234H197ZM221 233V232H220ZM227 233V232H226ZM226 233H224V234H226ZM240 233V232H239ZM247 233H245V237H246V235H247ZM262 233V232H261ZM64 234V232L62 233V235ZM161 234V233H160ZM193 234V233H192ZM192 234H190V236L192 235ZM232 234H233V232H232ZM257 234V233H256ZM259 234V233H258ZM263 235H264V233H262ZM159 235V234H158ZM184 236H185V234H183ZM182 235V236H183ZM223 235V234H222ZM241 235V234H240ZM251 235V234H250ZM65 236V235H64ZM156 236V235H155ZM193 236V235H192ZM201 236V235H200ZM203 236V235H202ZM226 236V235H225ZM224 236V237H225ZM238 236V235H237ZM248 236V235H247ZM61 237V236H60ZM67 237H69V235L68 236H66V238ZM72 237H74V236H72ZM195 237V236H194ZM230 237H231V235H230ZM234 237V236H233ZM249 238H250V236H248ZM253 237V236H252ZM255 237V236H254ZM264 237V236H263ZM63 238V237H62ZM71 238V237H70ZM159 238V237H158ZM165 238V237H164ZM186 238V237H185ZM239 238V237H238ZM243 239H242V241H244L243 243H246L245 242V240L246 239H244V235H243V237H242ZM247 238V237H246ZM64 239V238H63ZM156 239V238H155ZM162 239V238H161ZM192 239L193 240H195L193 237H192ZM200 239H201V237H200ZM202 239H204V238H202ZM237 239V238H236ZM68 240H69V238H68ZM67 240V241H68ZM72 240V239H71ZM76 240V239H75ZM167 240V239H166ZM180 240V239H179ZM186 240V239H185ZM252 240V239H251ZM78 241L79 240H77V243H78ZM155 241V240H154ZM170 241V240H169ZM184 241V240H183ZM182 241V242H183ZM187 241V240H186ZM202 241V240H201ZM205 241V240H204ZM241 241V242H242ZM247 241V240H246ZM250 241V240H249ZM157 242V241H156ZM164 242H166L165 240H164ZM178 242V241H177ZM185 242V241H184ZM240 242V244H242ZM260 242V241H259ZM262 242V241H261ZM70 243H73V240H72V242H70ZM80 243V242H79ZM82 243V242H81ZM80 243V244H81ZM150 243V242H149ZM155 243V242H154ZM181 243V242H180ZM200 243V242H199ZM253 243H255L254 241H253ZM257 243V242H256ZM68 244H69V242H68ZM75 244V243H74ZM159 244V243H158ZM162 244V243H161ZM165 244V243H164ZM174 244V243H173ZM177 244V243H176ZM188 244V243H187ZM191 244V243H190ZM189 244V245H190ZM203 243H200V248H205L203 245H202ZM204 244H205V242H204ZM206 244H207V242H206ZM239 244V245H240ZM250 244V243H249ZM259 244V243H258ZM263 245V243H260V245ZM16 246H18L19 244H15ZM14 245V246H15ZM70 245V244H69ZM150 245H152V244H150ZM160 245V244H159ZM181 245L182 244H180V247H181ZM193 245H194V242H193ZM199 245V244H198ZM201 245L203 246V247H201ZM244 245H247V244H244ZM250 245H252V244H250ZM90 246V245H89ZM92 246V245H91ZM118 246V245H117ZM153 246H154V244H153ZM153 246H151L152 248H153ZM156 246V245H155ZM167 246H168V244H167ZM183 246V245H182ZM242 246V245H241ZM254 246H255V244H254ZM81 247V246H80ZM93 247L94 246H92V248H91V250L93 249ZM161 247V246H160ZM173 247V246H172ZM171 246H170V248L169 249H171L172 248ZM189 247V246H188ZM211 247V246H210ZM245 247V246H244ZM247 247H248V245H247ZM246 247V249H248ZM260 247V246H259ZM74 248V247H73ZM88 248H90V247H88ZM109 248V247H108ZM111 248V247H110ZM113 248H115V247H113ZM113 248H111L112 249V251H113ZM177 248V247H176ZM193 248V247H192ZM199 248V247H198ZM16 249V248H15ZM18 249H19V246H18ZM81 249V248H80ZM119 249V248H118ZM207 249V248H206ZM255 249H257L256 247H255ZM259 249V248H258ZM79 250V248L77 249V251ZM90 250V251H91ZM156 249H154V251H155ZM161 250V249H160ZM175 250V249H174ZM177 250H179V248L177 249ZM184 250H185V247H184ZM195 250H199V249H195ZM200 250H202V249H200ZM204 250V249H203ZM202 250V251H203ZM209 250H211V249H209ZM235 250V249H234ZM250 249H248L247 250V252L249 251ZM173 251V250H172ZM176 251V250H175ZM182 251V250H181ZM186 251V250H185ZM205 251V250H204ZM229 251V250H228ZM236 251V250H235ZM240 251V250H239ZM244 251H246V250H244ZM95 252V251H94ZM149 252V251H148ZM151 252V251H150ZM149 252V253H150ZM157 252V251H156ZM191 253H192V250L190 251ZM198 252V251H197ZM246 252V253H247ZM250 252V251H249ZM79 253V252H78ZM91 253V252H90ZM113 253V252H112ZM117 253V252H116ZM175 253V252H174ZM235 253V252H234ZM238 253V252H237ZM236 253V254H237ZM245 253V252H244ZM251 253V252H250ZM253 253V252H252ZM264 253V252H263ZM115 254V253H114ZM113 254V255H114ZM161 253L159 252V254L158 255H160ZM181 254H183V253H181ZM190 254V253H189ZM208 254V253H207ZM206 254V255H207ZM213 254V253H212ZM235 254V255H236ZM256 254H257V252H256ZM116 255V254H115ZM144 255V254H143ZM152 255H153V252H152ZM156 255V254H155ZM184 255H186L185 253H184ZM200 255V254H199ZM206 255L205 256H203V257H205L206 258ZM234 255V256H235ZM239 255V254H238ZM247 255H248V253H247ZM246 255V256H247ZM147 256V255H146ZM143 257V259L145 258H147V257ZM175 256V255H174ZM188 256V255H187ZM193 256V255H192ZM197 256H198V254H197ZM196 256V257H197ZM208 256V255H207ZM250 256V255H249ZM118 257V256H117ZM195 257V256H194ZM210 257H211V255H210ZM241 256H239V258H240ZM259 257V256H258ZM141 258H142V256H141ZM152 258V257H151ZM179 259L181 258V257H178ZM177 258V259H178ZM184 258V257H183ZM209 258V257H208ZM244 258V257H243ZM253 258H255V257H253ZM257 258V257H256ZM148 259V258H147ZM146 259V260H147ZM150 259V258H149ZM185 259V258H184ZM237 259V258H236ZM242 259V258H241ZM252 259V258H251ZM189 260V259H188ZM197 260V259H196ZM206 260H207V262H209L210 261V258H209V261H208V259L206 258ZM239 260V259H238ZM180 261V260H179ZM240 261V260H239ZM243 261V260H242ZM246 261V259H244V261L243 262H245ZM183 262H184V260H183ZM206 262V263H207ZM243 262H241L240 261V263H242V264H244ZM186 263H188V262H186ZM192 263V262H191ZM237 263V262H236ZM235 263V264H236ZM189 264V263H188ZM264 264V263H263Z\"/></svg>",
    "mask_w": 264,
    "mask_h": 264
}]
</instances>
